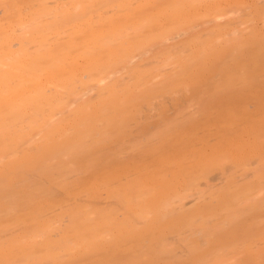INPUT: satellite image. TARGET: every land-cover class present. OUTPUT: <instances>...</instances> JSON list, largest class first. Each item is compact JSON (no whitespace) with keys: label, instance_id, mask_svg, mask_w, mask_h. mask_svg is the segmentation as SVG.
<instances>
[{"label":"rangeland","instance_id":"obj_1","mask_svg":"<svg viewBox=\"0 0 264 264\" xmlns=\"http://www.w3.org/2000/svg\"><path fill=\"white\" fill-rule=\"evenodd\" d=\"M120 1H122V0H118L117 2H119V3H116L115 0H112V1L108 0V1H104L103 3L98 1L99 3L97 2V6L92 7L95 12L91 13L92 11L89 12L87 10V12L89 13V14L86 13L88 15V16H86L87 18L84 16L83 22L82 21H78V22H82L84 24V23H86L85 21L88 20L87 25L93 24L92 27H94L96 29L94 30L95 31L94 32V31H92L93 29H90L91 26H89L90 27L89 28L88 26L84 25V27L85 28L87 27V29L89 31L91 30L92 34H90V32L88 33L87 29L85 31H82L81 32L82 34L81 33H78V34L74 33V34H76V36L79 35V37L84 34V37L82 36V38H83L82 40L86 39V41H84V42L80 41L83 43L82 45L77 40L79 38L78 37L76 38L75 36H73L74 34L70 35L69 37L75 38L77 40L76 41L77 45H80L82 47H84L86 44L87 45L92 44V43L95 44L94 49L96 48L95 50H97L96 52L98 54H99V51H98L99 49L103 50V51L101 50V53H103L107 50H111V49L114 51L118 50V49H116L117 48L116 46H112L109 43H106V44L102 43L103 46L107 45V49H104L105 47L101 46V43H98L99 39L104 38V36H106V35H104V32L109 33V35L113 33L110 36H112L114 39H116V40L112 41V42H114L113 43L114 45H116L118 43H121L119 45H122L124 43V42H122L124 39H125L124 41H126V40L128 41V42L127 41L125 42L126 44L131 42L130 44L133 45L134 42L137 40V42H139V43H137V42H135V43L138 44V48L135 47V45H134L133 46L134 49L133 48L130 49V56L132 57V59H131V57H130V59H131V61H135V64H137L138 62L140 63V65H139L140 67L138 66V64H137V67L134 64L135 65L134 68L136 70L139 69V71H140V72L138 71L137 77H136L137 78L136 83H135V85H133V87L137 88L138 90H136L135 88H133L132 86L129 85L132 88V91L134 90V93L132 91L130 93H127V94L125 93L126 95H124V97H123L122 94H124V92L126 91V88L129 86L127 84H124L127 81H124V83L121 82L120 83L121 85L123 83L124 85H127V86L122 85L123 90H124V88H125V90H124V92H120L122 90V88H119V86H121V85L119 84L118 79L122 78L121 76H125V75H121V74L126 73V70L122 69L120 67H115V66L109 68L108 70L105 71V73L110 74L111 72H116V75L118 78L114 77L116 79V80H114V82H116V81L117 82L113 85V87L115 88L118 85L117 86L118 88H115V91L117 90V92H118V90H120L118 93H119V95H121V97H119V95H114L115 98H114V96L110 99H108L109 97L104 98L106 100H104L103 98L102 99L99 98V99L95 100V102H94V100H92V104H94V105L96 104L95 106L100 105V103L104 104V105L100 106V108L96 107L100 111V112H97V109H96V112L98 113V115H97L98 117L96 118L97 120L96 121L94 120L95 123L93 121L91 123L89 120L90 123H88V119L90 117L88 118V115H85V116L83 115L82 117L85 118L84 121L85 122L87 121L88 125L85 126L84 125L85 123L84 124L82 123V125H84L85 128L84 127L81 128L80 127L81 119H79V120H76L77 123L79 122L78 123L79 127H77V124H76V128H79V129L81 128V130L83 129L82 132H84V133L90 131L91 129H95L97 127L100 128L98 126V124H99L100 120L102 122L101 118L105 115V114L103 115L102 110L105 109L104 108L105 103H107V106L111 105L112 107L110 106V108L107 109L108 111L110 110V112L104 111V113H107L109 115V117L112 118V121L114 119L113 122H115V120H116V124H117V125L114 124L115 126L114 125L110 126L109 123H108L109 125L105 124L111 128V129L109 128L110 129L109 130L110 135H112L116 131H118L117 133H115L116 135L120 134L119 133L120 131L123 133V131H122L124 129L122 127L123 123H124V125H126L125 126V129H126L127 125L128 126H129V124L134 125V123L139 122V120L141 118H142L141 121L144 118V120H145L144 122L147 121V123H146L147 125H145V123L140 122L141 124H143L142 126L145 125L144 126L145 128L147 127L149 129H151V127H152L151 125L153 123L154 128H155V131L151 130L152 132H154V134L152 132L150 133V131H149L148 136L146 135L145 138L146 137L149 138L150 136H154V135H156V136H154L153 139H151V141L147 140L148 142H146V144L149 142H152V143H150L151 146L150 145L147 146L146 144H144L146 140L143 143L142 142L144 140L143 137H140V139H139L138 138L139 136L136 135L138 133L135 132L136 133L135 135L137 137L134 134H132L131 132L133 131L132 130L133 127L131 126L132 127V129H131V127L129 126V128H127L128 131H126L124 129L125 134H127V135L123 134L122 137H118V136H117L118 138L114 137V140H113V138H111L112 140H110V142L117 140V142L119 143V145H118L117 143L114 142V145H113V142L107 143L108 140L106 141V139H108V138L105 139V136L106 137H108V136L106 134H103L104 140L106 142H103L104 141L103 138H101V139L99 138L100 141L103 143H100V141L98 143L96 140H94V142L96 141L99 145L97 144L98 145V146L96 145L97 147L95 146V148H92V150L94 149V151H92V152H94L93 154H95L97 152L96 150L98 148L100 149L101 147H103L102 148L103 150L101 149L102 151H100V152L104 153L105 152L104 149L107 150L106 151L107 153L103 154V156L104 155L105 156L104 157L102 156L105 161L103 162L102 160H100L101 157L97 156L96 154H95L96 156L93 155L95 158L92 156V154L90 155V156H92V158L95 159V160L91 159L92 161H94L95 164L98 161H101V162H99V164L98 163L96 164V166L99 165V166H97L100 168V169L97 168L99 171L96 169V167H94L95 165L93 162H92L93 166H92V164H90L91 163L89 160L90 156L88 159L89 161H87V159H86V161L83 162L85 155H80V157L78 156L79 154L83 153V151H81V150H80L81 152L79 151V154L77 156L76 155L73 156V154L75 152L72 153V156L74 158L76 157L75 159L78 158L76 161L81 159V157L82 158L84 157L83 159L76 162L74 159L69 158L70 157L69 156L68 157L69 159H67V160H70V161H65V159L67 157V156L65 157L66 153L64 154V157H65L64 158L63 155H60L62 153H60V151L57 150L58 148L60 150L64 149L63 152H66L65 148L68 147L65 145L66 140H62V141H65V142H63L64 144L62 142H60V144L58 145L59 147L55 148V150H57L56 152L58 153L57 157L60 158L61 160L56 159L55 161L56 162L58 161L57 162L58 164L57 163H56V165L54 164L55 166L53 165V167L54 168L59 167L60 163L62 164V162L65 161L64 163L66 166H64V163L62 166L63 167H70V169H72L73 167H72L71 163L73 164L76 162L75 164H73L74 168L72 170H74V171L72 172V170H70V172H69V170H68L69 168H68L64 171V173L61 172V170L55 172V170H57L55 168V169H53L54 171L53 170L51 171V174L52 173L53 174L58 173L55 175H57L58 177H61V178L63 177L62 179L58 178V177H56V179H55V177H54L55 175H53V174H52V176L42 177L44 174L43 166H45V164H47L48 162L44 163V161H43L44 165L42 164V162H40L41 164L39 163V166H37V167L39 168L42 165L43 172L42 171L40 172V169H38L39 174H41V176H39L38 172L36 171L37 176L44 178L43 180L48 179V182L46 181L47 183L45 182V185L43 184L44 185L43 189L44 190L47 189V187H45V186H46V184L49 183V181H50L49 178H51L50 183L52 182L51 184H53V185H51L49 183L52 187L50 185H48V187L50 189L51 188H54V189L57 188L56 191H59V192L62 190L61 191L62 194L61 195L58 194L59 195L58 196L57 192H56V195H53L54 197L47 195L48 193H46V192L48 190H50L48 188V190L46 192H44L47 196L46 195L42 196L43 195V192H42L41 193L42 195H40L41 197H39L38 201H36L35 207L37 208L38 205H41L40 206L41 208L39 207V209L36 210V208L34 207L35 208L34 211L32 209H31L32 211H29V212L33 213L30 216L35 215V217L38 218V216L41 217L43 215L46 222H48L50 219H52V220L48 222L47 226L44 227L42 225L41 228L40 227L37 228L36 224H38V223H35V222H38L37 220L42 221L44 219H42V218L41 219L40 218L32 219L29 216V212H24L25 216L28 213L26 216L27 221H28V218L29 219L31 218L32 221L34 220L33 221L34 223L32 221H29V222H31V224L29 222L24 223L23 230H22V227L19 226V224L21 225V223H19L20 221L18 222L19 224H17L15 222L16 219L19 218L21 220L23 218V217L21 218V216H23V212L16 214L13 217L4 218L2 220L6 223L7 220L11 218L12 221L17 226H19L18 228L19 229L21 228L20 231L21 230L22 231L16 232L15 235L13 236L15 239L17 238L16 239L17 241L18 240L20 241V238H21L20 235L23 236V234H26L27 232L24 233V231H28L26 229L29 228V226H31V225L32 226L35 225V227L37 228L36 230L34 229L35 231L39 230V232H40L41 230H44V229L49 230V232L47 234L48 237L46 236L47 239L44 238V240H42V242H40V240H38L39 242L36 240H34V241L31 240V243H30V240H29L30 238L32 239L33 237H37V235L40 234V233L37 234V232L32 233L33 235L37 234L34 236H32V234L30 233L32 237H30V234H28L29 233L28 232L27 233L28 235L25 237L29 238V239L22 237V238L26 239V240L24 239V241L21 240L22 243L21 242L19 243V241H18V243H16L17 241H15V239L13 237L0 236V240H1L0 241V249L2 250V251L0 250V252H1L0 253V259H1L2 255H7L8 261L10 262V264H13V259H11V258H13L16 255L17 256L19 255V258H20V255L22 253H24V254H22L24 257H22L20 259V261L22 262V263L20 262L21 264H27L29 262H36L37 260H39L38 258H42L43 256H46V255H49V257H51V258L57 257V258H55V262H53L54 264H149V261L151 263V258L153 259L152 260L153 262L156 261V262H154V264H185V262L189 263L190 261H191V263H192V261H196L198 263L200 262V264H219L218 259H219V262L224 263V261H225V264H229V262H231V264H232L234 261L233 257L238 256V254L240 252H244V254H247L251 258H254L255 261H257L256 259L259 255H261L262 256L261 258L263 259L264 258L263 257V255H264V252H263L264 251V176L261 179L259 177V180H257L258 178L256 180L255 179L253 180L252 178H254L253 174H254V171H256V170H257L256 173H258V170H259V172L261 171L260 173L263 172V174H264V156H263L264 155V95H263L264 93H262V92H264L263 91L264 90V86H263L264 85V0H229V1H231L229 6L227 4H225L226 0H205V1L203 0L202 1L203 3L202 2L198 3L197 0H194L195 4H193L194 1H192V4H191V1H189V0H184L187 3H185L184 1H179L180 4H182V2L185 3V5L183 4L184 6L182 5V8L183 7L185 8V10H184L185 12L187 10L186 13L188 15H191L194 13L192 16H189V17L187 16V14L186 15L184 14L182 17V14L184 13V11L183 12H182V10L180 11L181 7L179 4H177L178 6L176 5L178 0H176V1L174 0L175 2H173V0H170L171 3L172 2H173V4L175 3L174 5H176V6H174L172 4L173 5L172 6L173 9H172L171 5H169L170 10H168L167 12L165 11L168 9V5L165 4L166 0H161V2L156 0L157 2H160L162 4L158 5V3L155 1L158 6H155V4H154V6H155L154 10L152 9L154 7H152V4H151L153 0L152 1L143 0V1H145L144 3L141 0L140 4L142 3V5H140V4L139 5H140V7H143L142 9L144 11H145V9L148 10L149 11L148 14H147V11H145V13L143 12V10H142V12L140 11L141 8H139V5H138L139 1L138 0L137 1L127 0V2H126V0H125V2L124 1L120 2ZM133 1H134V3L135 2L136 3L132 4ZM163 1H165L164 4L166 5V8L164 7ZM170 1L167 0V2H170ZM188 1H189V3H188ZM196 1H197V3H196ZM121 3H124V6H126V5L128 6V4H125V3H131L132 5L131 4L130 5L132 7H128L130 9L126 10L127 6H126V8L124 6L122 8ZM219 3H221L220 5H222V7H223V8H221V10H220V8L216 7ZM119 4H121V5H119ZM136 4L138 6H136ZM186 4H188V5H186ZM117 5H119L118 6V7H120L119 9H118ZM133 5L135 7V9H134L135 12L133 10ZM191 5L192 6L196 5V7H194L195 9H193L191 7L192 10H189L190 9L189 6H191ZM207 5L210 7H206ZM150 6H151L152 10L148 9V8H150ZM89 7H90V5L88 6V8ZM137 7L139 9L138 11L136 10ZM144 7H145V9H144ZM146 7H148V8H146ZM156 7H159V8L157 9ZM163 7L165 10L160 9ZM174 7H176L175 8L176 10L174 9ZM188 7H189V9H188ZM92 8H90L89 10H91ZM210 8H212V9L215 8V9L212 10V12H211ZM120 9H122V10L125 9L126 10V11L124 10L125 13L123 11L119 12V11H121ZM171 9L173 11L172 14H174V13L177 14V12H178L177 10L180 11L178 13L179 18H176V17H178L176 15L174 17V15H172L170 13ZM248 9H250V10L248 11ZM109 10H113V11H111V14H110V12H108V13L112 16L116 15V17L113 16V17H115V20L112 19L113 17L111 18L110 15H106V12ZM115 10H116V12L117 11L118 12L116 13ZM131 10H133V12ZM155 10H156V14H155ZM157 10H159L160 12L159 11L157 12ZM163 10H164V12H166L165 13L166 15L168 13H170L173 17L170 16V14H168L167 16H163V15H165V14H163L164 12H162ZM188 10H189V12H188ZM208 10L210 12H208ZM139 11L142 14L139 13ZM137 12H138V14H136ZM121 13L122 14L124 13V14L121 15ZM130 13H133L134 15L136 14L138 19L134 18L136 15L135 16L133 14L130 15ZM150 13L155 14V16L154 15L150 16L151 15ZM159 13H162V14L160 15ZM180 13H182V14H180ZM189 13H191V14H189ZM203 13H205V14H203ZM249 13L251 15H248ZM117 14H118V16H117ZM139 14L141 17H144L143 19H145L147 21L149 19V21L147 23L145 21L146 24L144 25V28H142V29L138 28V25L141 26V24L144 23V21L143 22L141 21L142 19H141V17H139ZM157 14H159V15L157 16ZM126 15H128V16H126ZM204 15H208L209 17H205ZM89 16H90V18H88ZM125 16L127 17V19L125 18ZM130 16H132V17L134 16L132 19H134L135 21L131 20ZM149 16H150V18H148ZM168 16L170 17V19L168 18ZM122 18H124L125 21H123L124 19L121 20ZM146 18H148V19H146ZM165 18H167V19H165ZM111 19L113 21H110ZM153 19H154V21H153ZM158 19H159V21H157ZM228 19H230L231 21H228ZM235 19H239V23H238V20L235 21ZM138 20L140 21V23L138 22ZM119 21L124 22L126 24V26H128V27L126 28L125 24L120 23ZM126 21H127V23L129 21V24L132 21L131 25L132 26L136 25L137 28L135 30L128 31V30L132 29L131 28L132 26L127 24ZM232 21H235V23H237V24H234ZM75 22L76 21H72V19H71V23H75ZM110 22H114V24H112L113 26L110 24ZM134 22H137V24H135ZM210 22H212V23H210ZM220 22H221V24L219 25ZM228 22L233 23V25L228 27L225 30L224 29L221 30V28L223 27L222 23L227 24ZM104 23H106V24L108 23V25L110 24L113 28L115 26L118 27V25H120V26L123 25V27H118L120 29L122 28L123 30H124V26L126 29H128L130 27V29L127 30V33H128L127 37L128 38L123 36V35H125L124 33L126 32V29H125V32L124 31L122 32V29L119 30L117 28V30H119V31H117L116 33L118 34V33L122 32L123 34H121V33L120 34L122 35V37H124L122 39L120 38V40H119L118 36H117V38L115 36H113L114 34L117 35L116 33H114L116 27L112 31V29H110L111 26H107ZM148 23H150V24L148 25ZM217 23H218L217 26H219L218 27L219 29L215 25ZM81 24H79V25H81ZM160 25H162V26L164 25L165 27L164 26L162 27ZM235 25L236 26L239 25L238 29H237V27H235ZM103 26L108 31H106L103 28ZM84 27H82L83 30L85 29ZM108 28L112 31V33L109 32L110 30ZM153 28H159V29L163 28V30H161L159 33V29H155L158 31L154 32L155 30H153ZM233 28L238 31V32H236V34H235V32H234L235 30ZM241 28L242 29L243 28H245V29L254 28L253 29L254 35H250V36L248 35L250 32H251V34L253 33L252 29H251V31L249 29L248 34L240 33ZM149 30H151V31L153 30L152 34H154V35H151L150 34L151 31L149 32ZM203 30L205 31V35L203 34L204 33ZM259 30H260V32H259ZM96 31H97V34H99V37H96L97 36ZM100 31L101 32L103 31V32L101 33ZM200 31H201V34L200 33L198 34V32H200ZM242 32L246 33L245 30ZM70 33H72V31H70ZM196 33L198 34V37H200L202 40L200 38H199L200 39L199 40L197 37L198 40L196 41V38L194 37V36H196ZM220 33L222 36H219ZM237 33H239V35ZM94 34H95V36H94ZM120 34H118V35H120ZM148 34H150V35H148ZM187 34H188V36H186ZM241 34H243V35H241ZM66 35H69V33L67 32ZM109 35H107V36H109ZM183 35L186 37H189V36L191 37L192 35H194L193 39L190 38V40H193V41L188 40V42H187V44L188 43L190 44V48H191V50H190V48H188L190 50L188 54H186L188 51L185 50V52H184L183 49H185V48H182V45L184 46L185 42H186V37H184ZM240 35L242 36V38L244 40H242L240 37H238ZM49 36H51V35H49ZM60 36H62V35L60 34L59 37ZM132 36L134 38L130 39V38H132ZM149 36L152 38L150 39ZM177 36H179V37H177ZM201 36H205V37L202 38ZM244 36H246V37L248 36L247 39ZM69 37L66 36V38H68V39H69ZM112 37H109V38H111L110 43H112L111 42ZM119 37H121V36H119ZM182 37H184V38H182ZM66 38L60 37L59 40L53 42V43H55L54 46H53V43H51V49L54 48L55 46L57 47L58 45L59 46L68 45V44L63 43ZM71 38L69 40L68 39L67 40L72 41L73 38L72 39ZM106 38H108V37H106ZM106 38H105V41L100 40L99 42H106V40H107ZM179 38L182 39V41L185 39L184 44L179 45L182 42L181 40H180L181 42L178 41ZM75 39H73V41ZM80 39H81V37H80ZM117 39L119 41H117ZM134 39H135V41L133 42L132 40H134ZM146 39L148 41H146ZM203 39L205 40V42L203 41ZM61 40H62V42H60ZM172 40L174 41L175 46H177L178 48H182V49L176 48V51L179 52V54L175 51V48H173L174 45H172L173 47L170 46V47H172L171 49H170V47L167 48V49L171 50L170 53H169V50H167L166 47L163 46V45H167L169 42L171 43ZM240 40H242V41H240ZM58 41H59V44L56 43ZM115 41L117 43H115ZM173 41H172V44H173ZM201 41H203L202 46H201ZM248 41L249 42L251 41L250 42L251 45L249 44ZM177 42H180V43H178V45H176ZM96 43H97V47H96ZM195 43L199 47H197L195 45ZM199 43H200V45H199ZM60 44H62V45H60ZM74 44H75V42L73 43V45ZM108 44L110 46H108ZM189 44H188V46H189ZM69 45H68V48L72 47V50H73L74 48L71 45V43H69ZM77 45L74 47H77ZM160 45H162L163 48ZM211 45L213 47L212 49H211ZM59 46L57 48H59ZM100 46H101V48H99ZM185 46L187 48V45H185ZM118 47H120V46H118ZM66 48H64V50ZM164 48L166 49L165 50L166 52L163 51V52H161L162 54L159 53L161 50H164ZM173 49H174V53L176 52L175 55L178 54L179 56L178 55L175 56L174 53H172ZM70 50H71V48H70ZM72 50H71V53L76 50L75 52L77 54H79V52L81 51L79 55L70 54V52H69V54L73 57L71 60L69 59V61L77 62L78 64L83 62V60L86 59V57L90 56L92 58H97L96 56L99 57L100 55H102V54L96 55V53L94 52L95 50H94L93 53L91 52V54L89 56L86 54H85L86 56H84L82 49L78 50V48H77V49H74L73 51ZM84 50H85L84 51L85 53H88V52L90 53V51H91V50L87 51L86 49H84ZM132 50L133 51L135 50L133 52V54H132ZM51 51L55 52V48L52 49ZM63 53H65V52H63ZM81 53H83V54H81ZM166 53L167 54L169 53V54L167 55ZM172 54L174 55L175 59L178 58L177 61L179 63L174 61L175 60V59H173L174 57L173 58L171 57ZM91 55H93L95 57H93ZM160 55L161 56L165 55L167 57H164V56L159 57ZM254 55H256L257 57L259 56L257 58L258 62H256L257 59L256 60L252 59V58L256 57ZM153 57H154V59H153ZM169 57H170V59H172L174 61V65H173V63L171 65V62L169 61L170 60ZM150 58L152 60H156L158 58L161 61L159 62L158 65L156 63H154V66H151V68L149 67V65H148V67L146 66L148 69L146 67L143 68V66L146 65L145 63L148 64L147 61H151V60H147ZM163 58H165V59L163 60ZM251 59L253 61H251ZM182 61H184V62H182ZM151 62H153V61H151ZM151 62H149L150 65H151ZM165 63H167V64L170 63L169 65H171V66H169V65L164 66ZM81 64H83V63H81ZM185 64H187V65H185ZM188 65H190L189 66L190 69H189ZM79 66H81V65H78V67ZM179 66L182 67L184 72H186L188 69L189 73L187 74V72H186V74L189 77H187L186 74H183V75L181 74V72H183V70H180ZM166 67L167 68L169 67L170 70L167 69L166 72L164 73L165 75H167V77H165V79H164V82H167V83L171 82V86L172 87L175 86L176 87L175 89H174V87L172 88L171 86H168V85H170L169 83H168V85H165V83L160 82L159 79H155L157 76L156 74H159L158 71H160ZM65 68H69V66H66ZM185 68H187V69H185ZM156 70H158V71L156 72ZM231 70L235 72L236 77L234 79H233V77H231L232 78L231 81L228 82L229 81L228 79H230V78L228 76H226L225 74H229L230 72H232ZM179 72L183 76V78L181 77L182 81L179 80V79H181V78H179L180 77ZM119 73H121V74H119ZM141 74L143 77L141 76ZM148 74L149 75L154 74L155 76H149ZM176 74H177V76H175ZM230 74H233V72ZM110 75H112V74H110ZM161 75H162V72H161ZM144 76H146V78ZM147 76H149V77H147ZM168 76H169V78H168ZM78 77L82 78V75L79 74ZM153 77H155V78H153ZM226 77H227L228 81L225 80ZM167 78H168V80H167ZM175 78L178 79L179 82H177V80ZM152 79L154 81V83H153L154 86L152 84H149V82H150L149 80H151V83L153 82ZM186 79H187V82H186ZM224 80H225L226 84L223 83ZM216 81H217V83L219 82V84H217ZM257 81H259V84L261 83L260 86H259V84L255 83ZM252 82L254 83L253 85L251 84ZM156 83L158 85H159V83H161V84L163 83V85H160L162 87H159V88H161V90L156 88V86H157ZM220 83L222 84L223 87L220 85ZM155 84H156V86H155ZM227 84L229 86H226ZM230 85H235V88H232V86H230ZM241 85L243 88L240 87ZM163 86L166 88H164ZM219 86H220L219 89L221 90V92L219 89L216 88ZM237 86H238V88H237ZM153 87L156 90L153 89ZM167 87H170V88L168 89ZM213 87H215V88H213ZM221 87L225 88L226 91L230 87L232 90V93H227L228 91L226 93L222 92L225 90L222 89ZM249 87H253V89L249 88ZM162 88L168 89L169 91L164 90V92H162L163 91ZM247 88L250 90H248ZM261 88H263V89L260 90ZM245 89H247L249 92L247 90L245 91ZM139 90H142V91L139 92ZM149 90H151V92ZM216 90H219V91H216ZM231 90H230V92H231ZM259 90H260V92L258 93ZM132 93H133V96H132ZM249 93L251 95H249ZM164 95H165V98H164ZM116 97L117 98L119 97L118 103H117ZM178 97H179V99H178ZM70 98H71V96H68L67 98H65L66 102H68V100H71V101L74 100V98H72V99H70ZM107 100L108 101L111 100V101H113V103L110 101L112 103V104H110V102L108 103ZM174 100H176L175 103H174ZM86 101H88V103H89L90 100L89 99H87V100L83 99V101H79L80 105L82 102H83L82 104L85 103V105H86ZM102 101L104 103H102ZM115 101H116V103H114ZM177 103H179V106L177 105ZM180 103H181V105H180ZM113 104L114 105L116 104V106H118V105L119 106L115 107ZM158 104H160V108L158 107ZM78 105H79V103H78ZM85 105H83V106H85ZM68 106H69V103H65V104H63L61 110H59L60 108L58 107L56 110L54 109L53 112L63 111ZM163 107H164V109H163ZM173 108H174V110H173ZM158 111L160 113H162L163 115L160 114ZM173 111H175L174 115H172ZM155 112L157 114H159L160 117H159V115H155L154 114ZM95 113L92 112L93 119H94V116H96ZM150 114H152L155 118L158 116L160 118V120H158L159 118L157 117L156 121H158V123H160V124H158L156 121L153 120L154 119L153 116H152L153 118L151 117V119H152L151 122H148L150 119V116H151ZM169 114L172 116H170ZM65 116H67V115L65 114ZM107 116H104V118ZM92 117H91V119H92ZM109 117H107V119ZM167 117H168V119H166ZM98 118L100 120H98ZM69 119H70L69 121H65L64 123H69L70 121L71 122L73 121L71 118H69ZM104 120H106V119H104ZM108 120L110 121V118ZM117 121H118V123H117ZM168 121H169V123L165 124ZM171 121H172V123H171ZM119 122H120V125H119ZM96 123H97V125H96ZM110 123H111V121H110ZM89 124H91L92 126H93V124H95L94 126H97V127L93 128L92 126H90V128H89V127H87V126H89ZM138 124L139 123H137L136 125L138 126ZM149 124L151 127L149 126ZM101 125L104 126V124H101ZM118 125H119V127H118ZM136 125H134V128L135 129L139 128ZM163 125H164V127H163ZM105 127L106 126H104V128ZM144 127H141V128L144 129ZM113 128H114V130L116 128V130L112 133ZM120 128H121V130H118ZM106 130L107 129H105V131ZM145 130H148V129H145ZM158 130H160L159 133L162 134L164 137V140L159 138L160 140L163 141V143L161 142V144L158 143L159 140L155 141L158 138L157 137L158 133H156ZM72 131H74V130L72 129ZM99 131H101L100 133H102V130H99ZM144 131H143V133H144ZM77 132L79 134L78 133H74V134L72 133L71 134L72 136L75 135L73 137H71L70 135L66 136V137H68L67 141H69L70 144L71 143L74 144L75 146L77 144V143H75L77 136L81 135L80 136V138H82V139H80L81 142H83L82 140H83V138H85V137H82L83 136L82 134H84V133H82L79 130ZM107 132H108V130H107ZM93 133H95V134H93ZM97 133H99V132H97ZM97 133H96V131L92 132L93 138H94V136L96 137ZM103 133H105V132H103ZM130 133L132 134V137H134V136L136 137V141H134L135 140L134 138L131 139L132 137H131ZM107 134H109V133H107ZM114 135H112V136H114ZM98 136H99V134H98ZM100 136L103 137L102 134ZM74 137H76L75 140H74ZM124 137H126V139H124L125 141L128 140L127 143L123 142ZM155 137H157V138L155 139ZM96 138H98V137H96ZM121 139H122V141H121ZM141 139H142V141H141L142 143L140 142ZM80 140L78 137L77 141L80 142ZM71 141H73V142H71ZM69 142L67 143V145H70ZM96 142L94 144H96ZM81 144H80V146H81ZM102 144H104V145L100 147V145H102ZM61 145H62V147H61ZM108 145H109V148H108ZM116 145H117V147L119 146L117 150L115 149ZM88 146L89 145H87V147ZM104 146H105V148H104ZM113 146H115V147H113ZM146 146L149 148V150L147 149ZM156 146H157V148H156ZM81 147L86 148L85 146H81ZM106 147H107V149H106ZM144 147H146V148H144ZM150 147H151V149L152 148L155 149L154 151L156 154L153 151L152 152L150 151ZM160 147L164 148V150L160 149ZM110 148H112L111 152L113 151L114 153L109 154ZM68 149H70V147H68ZM73 149H76V147H74ZM62 150H61V152H62ZM146 150H148L147 151L148 153L146 152ZM157 150L159 151L160 154H157L158 153V152H156ZM168 150H169V152H168ZM88 151H90V150H88ZM116 151L117 152L120 151L119 154L118 153L116 154L115 153ZM149 151H150V153H154V155L148 156L150 154ZM77 152H78V150H77ZM84 152H86V151H84ZM136 152L138 154H142V153L145 155L147 154V156L145 159H142L144 155L143 156L140 155L142 157L141 158L138 156V154ZM99 153H98V155H99ZM133 153L137 156H133L134 155ZM54 154L56 155V153H54V152L50 153L49 155L51 158L54 159V157L56 158V156H54ZM87 154L88 153L86 152V155ZM101 154L102 153H100V156H101ZM113 154H114V156H113ZM161 155H163V156H161ZM61 156L64 159L61 158ZM96 157H98L99 159L98 158L96 159ZM132 157H134V158L138 157V158H141L142 160L140 159L141 160L140 161L138 158H136L137 161H140V162H136V160L132 161L131 160ZM147 157H149V158L147 159ZM48 158H45V160L47 159L49 161L50 159H48ZM214 158H215V160H214ZM59 160H60V162H59ZM212 160H214V161L212 162ZM55 161H53L51 163H54ZM106 161H107V163H106ZM210 161L212 163H210ZM131 162H134V163L131 164ZM214 162L216 163L215 165L213 164ZM68 163L71 166L70 165L68 166ZM105 163H106V165H105ZM83 164H86L85 167H87V170H85L86 168L84 167ZM87 164H90L89 166H91V169H92V170L90 169L91 172L88 171V169L90 167H88ZM57 165H59V166H57ZM78 165H82L84 167V170H83V172L85 171L84 173L80 172L83 167H81V168L79 167L80 171L78 169H76V168H78V167H76ZM130 165H132V166H130ZM21 166H19V167H21ZM37 167H36V169H37ZM49 167H51V165L48 166V169H49ZM42 168H41V170H42ZM254 169H256V170H254ZM93 171L94 172L97 171V173L98 172L99 173L98 174L93 173ZM62 173L64 176L61 175ZM221 173H223V175ZM44 175H46V173ZM219 175H221V177H223L224 175H227L226 178H228V180H227L228 182L226 183V184H228V186L224 183L223 186H221V185H220L221 187L218 186L219 188H223L224 186H226V187L231 186L232 185V179H233V182H236V184L240 185V187H239L238 185L233 183V184H235L236 190L238 187V190L233 193V192H231L234 189L233 187H232L233 189L231 188L232 190L230 188L227 189L225 187L224 188L225 190L223 189V191H221L220 189H217V187L211 188L210 186H207L208 183L210 185L211 183H213V181H217L215 178H217ZM52 178H53V180H52ZM58 180H60V182H62V183L60 184V182ZM250 180H252V184H251ZM247 182H250V183H247ZM241 183H243V185ZM62 184L63 185L66 184V185L63 186ZM72 184L74 186L70 187V186H72ZM189 184H191V185H189ZM61 185H62L63 189L61 188ZM66 186H68V187H66ZM242 186L245 190L239 191V188L243 189ZM64 187L65 188L70 187V190L64 191ZM138 188H141L144 193H142L141 190L139 191ZM170 188H172V191ZM136 189H138L139 193H142L140 195L144 194L146 196V194L151 193V194H148V197L151 198V201H154L156 198H158V200H159L160 199L159 195L162 194L163 195L162 197H164V194L167 193V191H168L169 192L168 197L170 200H167L168 198L164 197V200L166 199L165 200L166 202L167 201L172 202L173 200H177L179 197L178 196L179 193H180V195H182V194L185 195L184 192L188 193L189 191H190L189 195H192L193 193H199L200 194V202L202 201V203H199L198 209L201 210L199 216H203V217L198 218V219H191L194 216L193 213H196L193 211L194 208H192L191 211L190 210H183V212L186 211V213H182V211L180 212L178 204H182L181 201L175 202L174 206L170 207V208L174 207L175 211L178 210V212H180V213H178V215L174 214L175 213L174 209H172L173 211L171 209H169L168 206L170 204L169 205L166 204V209L168 207V210H165L163 212V210H161L159 208V206H160V207H164V209H165V204H163L162 202H164V203H166V202L163 200L162 197H161L162 199H160L159 201L157 199L155 200V202L157 204L156 203H154V204L157 205L156 206L157 208L155 207L154 204H151L152 208H150V206H151L150 203H152V202L150 201V203L147 204L149 202V199L143 196L144 200L145 199L148 200L145 202H147L146 205H149V207L145 206L144 200L142 199L143 203H144L143 209H145V210H143L142 208L139 209L140 204H138V202L135 201L138 205V207H137V205L134 203V201L132 199L133 197H131V195L134 192L132 190H135V192H134V198L135 199L139 195V193L136 191ZM173 189H176V190H173ZM66 190H68V189H66ZM178 190H179V193L177 192ZM217 190L221 191V192L219 191L220 196H219V193ZM161 191H162V193L160 194ZM214 191H216L217 193L216 192L214 193ZM224 191L226 193H224ZM152 192H154L153 194H155V192H158L157 196L153 195ZM174 192L176 194L175 196L173 194ZM135 193H137L138 195H136ZM187 193H186V195H187ZM201 193H202V195H201ZM113 195L116 197H119V199L122 200V203L120 204V205H122L121 206L122 208L119 209V207L117 208L115 205H111V206H114L115 208L119 209V210H115L116 213L114 211V212H112L113 214H111V211H113L114 208L110 207L107 204H103V203L105 201H108L111 197H113ZM150 195H152L153 197L155 196V198H153ZM48 196H50L52 199L48 198ZM213 196H214L215 200L213 199ZM44 197H47V198L45 199ZM139 197H141V196H139ZM220 197L222 198V200ZM40 198H42V200H40ZM78 198L81 199V202H78L80 204V205L78 204L79 209L81 208L80 210L83 212V214H86L88 217V219L86 218L85 223L83 221L79 222L81 224H84V225H82V227L86 228V230H83L84 232L86 231L85 234H82L83 231L82 232L80 231L83 229L81 227V225H80V227L82 229L80 227L78 228L76 224H71L70 229H68V230H70V233H69V231L65 232V230H67V228L64 230L65 227H63L62 232H59L58 226L56 224H54V221H53V218H54L53 209H55L56 206L58 208V205L61 207L62 206L61 204L63 203V201L65 203H68V202H70L69 201L70 199L74 200V199H78ZM206 198L208 199V201H206L207 200ZM225 199H226V202H224ZM229 199H231V200H229ZM240 199H241V201H240ZM136 200H139L138 197ZM203 200H205V202H203ZM39 201L40 202L42 201V204ZM227 201H229V202H227ZM139 202L141 203L142 201L139 200ZM222 202H223V206H222V204H220ZM46 203H47V207L45 206ZM159 203H161V204H159ZM204 203L205 204L207 203L206 204L207 207L203 206ZM208 204L209 205L212 204L213 207L212 206L209 207ZM226 204H228V207L230 206V208H231L228 213L224 212L225 211L224 209L227 210ZM141 205H142V203H141ZM48 206H49V208H48ZM43 207L44 208L46 207V209H43ZM104 207L107 209H105ZM153 207H155L157 211ZM204 207L207 208V210H204L205 209ZM101 208H104L105 210H102ZM109 208H110V210H109ZM149 208L151 210H149ZM201 208H204V209H201ZM219 208H220V210L218 211ZM40 209L41 210L43 209V210L41 211ZM141 209L143 210V212L145 211V213L148 211L147 213L149 214V212H150L149 216L151 215V217L147 218V214L143 213ZM158 209H160L162 214L158 213V212H160ZM236 209H238V211H236L234 213L233 211ZM100 210L103 212V213L102 212L101 213L104 215V218L102 217L103 215L101 216L100 212H98ZM106 210H108V212H110L108 214L109 220H110V216L113 217V218L111 217L112 220H110L107 223L104 221V219H106V221L108 220V218L106 216L107 215L106 212L104 214V211H106ZM208 210H211L210 212H212V214L210 213V214L205 216L203 214V212L205 211L206 213L205 212L204 213L207 214V213H209ZM240 210L242 211L243 216L238 215V212L241 213ZM49 211L52 212V216H48ZM213 211L214 212L216 211V212L214 213ZM94 212H95V215H91V214H94ZM134 212L136 213L135 215H134ZM154 212H155V215H154ZM232 212H233V215H235V216L238 215L237 219H236V217L233 218ZM63 213L64 212H60V214H63ZM73 213H75V211ZM114 213H115V215H114ZM141 213H143L145 215H142ZM57 214L55 216L56 222H58L60 220V218H57V216H59V214L58 215ZM69 214H72V213H69ZM96 214H97V217L100 216V218H102L103 221H102V219L101 220L96 219ZM98 214H100V215H98ZM166 214L169 215V216H167V221L170 220L171 218H172V220H170L168 222L166 221V219L163 220L165 218L164 216H166ZM25 216H24V218H25ZM229 216H231L233 221L229 218ZM15 217H17V218H15ZM225 217H227V219H229L228 224L233 223V225L239 231V232H237V230L232 229V227H234V226H232V227L230 226L231 227V229H230L228 227L227 222H226L223 225V228L226 227V224H227L228 230L226 229V231H227V233L228 232L231 233L230 235L228 233L229 238L228 237L226 238L227 233L224 230L225 228L224 229L221 228L223 222L226 219ZM24 218H23L22 222L25 220ZM92 220H95V221H92ZM40 221H39V223H40ZM91 221H92V223H91ZM24 222H26V221H24ZM46 222H42V223L46 224ZM51 222H53L52 225H51ZM216 222L220 223L221 226L217 225ZM8 223H9V221H8ZM14 223H12V224H14ZM99 223H102V224H99ZM2 224L5 225L3 222L2 223L0 222V231H2L4 228L7 229L6 227H8V226H10L9 228L11 229L15 225L14 224L11 226V223H10V225H8V226L6 224L5 225L6 227H5ZM97 224H99L100 226ZM48 225H49V227H48ZM94 225L95 226L97 225L99 227L95 228ZM215 225H217L218 227ZM25 226H26V228H25ZM171 228L173 230L175 229L176 231L174 233H171ZM198 228H200V229H203V228L208 229L209 228V234H211V236L213 235V237H215L216 239L218 238L220 240H218V241H215L216 239L215 240L211 239V241L209 240L210 242L209 241L208 242L211 244L208 243L210 245V246L207 245L208 248L206 247L205 244H204L205 246H203L204 242H201L202 244H200L199 245L200 247L198 246L199 248H197V249L202 248L201 251H198V253L196 252L195 254L193 253L190 257L191 259H189V257L187 256L188 258H186V257L184 259L182 258L181 261L177 262L175 259H173V256L170 254H167L169 257H166L167 256L166 255L165 256L166 258L161 256V254H162L161 246L165 247V248L171 247V249L173 251H176L179 249V247H181V246L184 247L185 245H187V242H184L182 244V241H180L178 237L172 239V237L175 234L189 235V234H192L194 231L198 230ZM218 228H219V230H218ZM30 229L32 230V228H30ZM30 229H29V231L31 232ZM73 230H75L74 233H73ZM215 230L217 231L218 234L215 232ZM222 230H224V232H222ZM87 231H89V232H87ZM241 231L243 232L242 236H244L246 234V236H247L246 239H245V237L244 238L241 237V233H240ZM22 232H23V234H22ZM152 232H153V234H151ZM220 232H222V234ZM80 234H82V235L77 240L75 237L80 235ZM90 234L92 237H94L93 239H95V241L91 238ZM16 235H18L19 238ZM118 235H119L118 240L115 237H113V236L117 237ZM87 236H88V238H87ZM84 237H86L87 240H84ZM213 237H211V238H213ZM220 237L222 239H224L226 241V243L223 242V244H222L221 242L224 240L221 241ZM11 238H13V240ZM59 238H60L61 242L58 241ZM114 238H115V240H114ZM241 238H242V240H240ZM40 239H43V238L40 237ZM53 239H55L54 243H53ZM63 239L65 241L74 239V243L76 242V244L79 247H81L82 249L80 248V250H78V251L68 252L66 250V248L69 246H73V243L64 241L65 243H63L61 245ZM88 239H90V241H88ZM4 240L5 241L7 240L6 242H8V243L4 242ZM27 240H28V243H27ZM46 240H47V242H44ZM48 240L49 241L51 240L50 242H52V243L49 244ZM14 241H15V243H14ZM212 241L215 243H212ZM43 242L46 244H44ZM85 242H87V243H85ZM229 242H230V244H229ZM29 243L30 244L34 243V244L32 246H30ZM35 243H38V244H35ZM42 243L44 245H42ZM227 243L230 245V247ZM9 244H10V247L13 246L12 248H14V245H15L14 250L12 248H10V251H9V249L7 250V248H9ZM12 244H14V245H12ZM26 244L29 245V249H26V247L28 248V245H26ZM7 245H8V247H6ZM40 245H42L43 248H41L42 246H40ZM56 245H61V246L59 247ZM85 245H87V246H85ZM226 245H228L230 250H228L229 248H227ZM17 246L21 247L20 250H21V252L23 251L21 254H18V253H20V251L17 250L18 249ZM209 247L211 249H209ZM213 247H215V248H213ZM221 247H223L224 249L226 247L227 249L224 250L222 248L221 249L222 251H218L219 248H221ZM69 248H71V247H69ZM212 248L215 249V251L217 250L219 253H217V251L215 252ZM41 249H42V251H41ZM141 249H142V252H141ZM154 249H157V250H154ZM33 250H35V251H33ZM119 250H121V251H119ZM153 250H154V252H153ZM13 251H16V253H17V251H19V252L17 254H15L14 256H12V253H11V255L9 257L8 255L10 254V252H13ZM204 251L205 252L207 251V252L205 253ZM2 253H4V254H2ZM59 253H61V254H59ZM152 253H153V255H152ZM208 253H211V254L209 255ZM150 254H151V256H150ZM198 254H200V255H198ZM154 255H156V256H154ZM157 255H159V256H157ZM197 256H199V257H197ZM218 256H219V258H218ZM162 258H164V259H162ZM220 258H223L224 261L222 259L220 260ZM2 259L0 260V264H7V262H3L4 257ZM232 259H233V261H232ZM235 259H236V257H235ZM14 261H15V259H14ZM16 261H18L17 258H16ZM255 261H253V263L258 264ZM258 261H260V257H259ZM262 261H260V264H264V261L263 262ZM153 262L151 264H153ZM20 263L16 262V264H20ZM49 264H52V262L49 261Z\"/></svg>","mask_w":264,"mask_h":264},{"label":"bare ground","instance_id":"obj_2","mask_svg":"<svg viewBox=\"0 0 264 264\" xmlns=\"http://www.w3.org/2000/svg\"><path fill=\"white\" fill-rule=\"evenodd\" d=\"M104 2V1H108V0H0V222L2 223H4L5 225L8 223V221H9V223L7 224V226L8 225H10V223H11V226L12 225H14L15 223L12 221V219L10 218V219H8L7 220V222L5 223L4 221H2L4 218H9V217H13V216H15L16 214H19V213H21V212H23V216H21V218L23 217L24 218V212H29V211H34L35 210V204H36V201H38V198L39 197H41L40 195H42L41 193L43 192V195L42 196H45L46 194L44 193V192H46L47 190H48V185H50L51 183H50V181H51V178H49L50 179V181H49V183L48 184H46V186L45 187H47V189L46 190H44L43 188H44V185H45V182L47 181L48 182V179L47 180H43L44 178H42V177H44V176H52V174H51V171L53 170V169H57V170H55V172L56 171H59V170H61V172H63L64 173V171L66 170V169H68L69 170V172H70V170H72L73 168H74V165L73 164H75L76 162H78L79 160H81V159H83L82 157H81V159H79L78 161H76L77 159H75L73 156L74 155H78L79 154V151L81 150V151H83V153H81V154H79L78 156L80 157V155H85V158H84V160H83V162L84 161H86V159H87V161H89L90 160V164H92V162L94 163V161H92V160H95L94 158V156H99V157H101L100 158V160H102L103 162L105 161L104 159H103V157L105 156H103V154H105V153H107L106 151L107 150H105L104 149V153L103 152H100V151H102L103 149V147H101V146H103L104 144H102V145H100V149L98 148L96 151V155L95 154H93L94 152H92V151H94V149L92 150V148H95V146L99 143V141H100V139L101 138H103V140H104V135L103 134H106L108 137H106L105 136V139L106 138H108V139H106V141H107V143L108 142H110V140H112L111 138H113V140H114V137H116V138H118V137H122V135L124 134V135H127V134H125V130L126 131H128V129L127 128H129V126L131 127H133V129H132V127H131V129L133 130L131 133L132 134H136V133H138V134H136L137 136H139L138 138L140 139V137H143V141H142V139L140 140V142L142 141L143 143H144V141H145V143L144 144H146V142H148L149 140L151 141V139H153V137L154 136H156V135H154V136H150L149 138L148 137H146L145 138V136L147 135L148 136V132L150 131V133L152 132V131H155V128H154V125H153V123H152V127L150 126V124H149V126L151 127V129H149V128H145L144 126L145 125H147L146 123H147V121L146 122H144L145 120H144V118H143V120L141 121V119L139 120V122H137V123H139L138 124V126L136 125L137 123H134V125H136L137 127H139V128H134V125L132 124V125H130L129 124V126L127 125V127H126V129H125V126L126 125H124V123H123V128L125 129H123L122 131H123V133L120 131L119 133L120 134H118V135H116L115 133H117L118 131H116V132H114L115 130H116V128H115V130H114V128H113V131H112V135H114V136H112V135H110V132H109V130L111 129L108 125L110 124V126H112V125H117L116 124V120H115V122H113L114 121V119H113V121H112V118L111 117H109V115L107 114V113H104V111L106 112H110V110L108 111L107 109H109L110 108V106H107V103H105V109L104 110H102L103 111V115L104 116H107V117H109L110 118V121H111V123H110V121L107 119V117H105L104 118V116L101 118L102 119V122H101V120L98 118V120H100L99 121V124H98V126L101 128H98L97 126H94L95 124H93V126L91 125V124H89V126H87V127H89L90 128V126H92L93 128L94 127H97V128H95V129H89L90 131H88V132H82L83 131V129L81 130V128H85V126L86 125H88V123H92V121L95 123V121L97 120L96 118L98 117L97 115H98V113L97 112H100L96 107H98V108H100V106H102V105H104V104H101L100 103V105H98V106H95L94 104H92V100H94V102H95V100H97V99H104V98H108V99H110V98H112L114 95H119V91L120 90H118V92H117V90L115 91V88H118L116 85V87L114 88L113 87V85L117 82H114V80H116L115 78H118L117 77V75H116V72H111L110 74H112V75H110V74H107V73H105V71L106 70H108L109 68H111V67H120V68H122V69H125L126 70V73H124V74H121V73H119V74H121V75H125V76H121L122 78H120V79H118L119 80V84L121 83V82H123L124 83V81H127L126 83H124V84H127L128 86L130 85V86H132L133 87V85H135V83H136V77H137V73H138V71H139V69L138 70H136L135 68H134V66L136 65V67H137V64H138V66L140 65V63L138 62L137 64H135V61H131V59H132V57L130 56V49H134V45H135V47H137L138 48V44L137 43H139V42H137V40L135 41V39L134 40H132L133 42L135 41V42H137V43H135L134 42V44L133 45H131L130 43H128V44H126L125 42L127 41H122V42H124L122 45H119V44H121V43H118V44H116V45H114L113 43L114 42H112V41H114V40H116V39H114L112 36H110V35H112L113 33H112V31H113V29H115V27H116V29H115V32L114 33H116L117 31H119V30H121L120 28H118V27H123V25H118V27L117 26H115L114 28L112 27L113 25L112 24H114V22H110V24L112 25H108V23L106 24V23H104V24H106L107 26H111V28L110 29H112V31L110 30L109 32H111L112 34H110L109 35V33H105L104 32V35H106V36H104V38H101V39H99L98 40V43H101V46H103L102 45V43H109V44H111L112 46H116L115 48L116 49H118V50H116V51H114V50H107V51H105V52H103V53H101V50L102 49H99L98 51H99V54L96 52L97 50H95L94 49V46H95V44H86L84 47H82V46H80V45H77V43H76V41L78 40L79 42L80 41H86V39L85 40H82L83 38H82V36L84 37V34L82 35V36H80L81 37V39H80V37H79V35H77L76 36V34H78V33H81L82 31H85L86 29H87V27L85 28L84 27V25H86V26H91V28L90 29H93L92 31H94L96 28H94V27H92L93 26V24H89V25H87V22H88V20L87 21H85L86 23H82L83 22V17L85 16H88L86 13H88L87 12V10L89 11V12H91V13H93V12H95L94 11V9L92 8V7H96L97 6V2ZM112 1V0H111ZM118 1V0H117ZM116 0H115V2L116 3H119V2H117ZM122 1H124L125 2V0H122ZM122 1H120V2H122ZM135 1H137V0H135ZM139 2H138V5L140 4V1L141 0H138ZM143 1V0H142ZM148 1H152V0H148ZM156 0H153L152 1V7H154V8H152L153 10L155 9V6H158V5H160V4H162V3H160L161 2V0H157V1H160V2H157L158 3V5L156 4V2H155ZM168 1H170V0H168ZM176 1V0H175ZM174 0H173V2H175ZM179 1H184V0H178V2L176 3V5L177 4H179L180 5V7L182 8V5L184 4L185 5V3H187V2H185V3H183L182 2V4H180V2ZM189 1H191V4H192V1H194V0H189ZM189 1H188V3H189ZM198 1V3L200 2H202L203 0H197ZM197 1H196V3H197ZM205 1V0H204ZM98 2V3H99ZM126 2H127V0H126ZM145 1H143V3H144ZM164 2L165 1H163V4H164ZM173 2L171 3V1L170 2H167V0H166V5H168V9L167 10H165L164 9V7L166 8V5L164 4V7L163 8H160L161 10L162 9H164L166 12L168 11V10H170L169 9V5H171V7L175 4H173ZM230 2L231 1H229V0H226L225 1V4H227L228 6L230 5ZM238 2V1H237ZM136 3V2H135ZM134 3V1H133V3L132 4H135ZM150 3V2H149ZM168 3V4H167ZM170 3V4H169ZM203 3V2H202ZM122 4V5H121ZM121 4H119V5H121L122 6V8H123V6H124V3H121ZM125 4H128V6H127V8H126V6H124L125 8H126V10H129L130 8H128V7H132L131 5V3H125ZM131 4V5H130ZM154 4H155V6H154ZM173 4V5H172ZM193 4H195V1H194V3ZM210 4V3H209ZM221 3H219L216 7H218V8H220V10H221V8H223L222 7V5H220ZM90 5V7L88 8V6ZM119 5H117V7L119 6ZM130 5V6H129ZM137 4H136V6H138ZM140 5H142V3L140 4ZM140 5H139V8H141V12H142V8L143 7H140ZM150 5V4H149ZM176 5H174V6H176ZM183 5V6H184ZM186 5H188V4H186ZM178 6V5H177ZM170 7V8H171ZM189 7H190V9H189ZM188 7V9L189 10H192V8L193 9H195L194 7H196V5L194 6H189ZM192 7V8H191ZM206 7H210V6H206ZM212 7V6H211ZM215 7V8H216ZM90 8H92L91 10H89ZM120 7H118V9H119ZM146 8H148V7H146ZM157 9L159 8V7H156ZM176 7H174V9H175ZM179 8V7H178ZM180 8V11L182 10V12L185 10V8L183 7L182 9ZM213 8V7H212ZM212 8H210V10H211V12H212V10H214V9H212ZM135 9V7H134V5H133V10ZM144 9H145V7H144ZM149 10H152L151 9V6H150V8H148ZM172 9H173V7H172ZM172 9H171V11H172ZM205 9V8H204ZM121 11H119V12H124V10H122V9H120ZM125 10V11H126ZM133 10H131L132 12H133ZM137 11L139 10L138 9V7H137V9H136ZM164 10L162 11V12H164ZM176 10V9H175ZM189 10H188V12H189ZM207 10V9H206ZM250 9H248V11H249ZM111 11H113V10H109V11H107L106 12V15H110L111 14ZM139 11V13H141ZM145 11H147V14L149 13V11L148 10H146L145 9ZM145 11L143 10V12L145 13ZM159 10H157V12H158ZM170 11V13L172 14L173 13V11L171 12ZM178 11V12H177ZM176 12H177V14L180 12L179 10H177ZM247 11V10H246ZM108 12H110V14L108 13ZM115 12H116V10H115ZM118 12V11H117ZM116 12V13H117ZM134 12H135V10H134ZM151 12V11H150ZM153 12V11H152ZM160 12V11H159ZM166 12H164L163 14H165ZM186 12H187V10H186ZM185 11H184V13L182 14V13H180V14H182V17H183V15L185 14H187ZM193 12V11H192ZM195 12V11H194ZM205 12V11H204ZM207 12V11H206ZM208 12H210L209 10H208ZM108 13V14H107ZM125 13V12H124ZM123 13V14H124ZM127 13V12H126ZM143 13V14H144ZM170 13H168V14H170ZM89 14V13H88ZM115 14V13H114ZM122 13H121V15H123ZM129 14V13H128ZM131 14H133V13H130V15ZM136 14H138V12L136 13ZM135 14V15H136ZM142 14V13H141ZM151 14V13H150ZM155 14H156V10H155ZM155 14H151L150 16H152V15H154L155 16ZM160 15L162 14V13H159ZM159 14H157V16L159 15ZM167 14V15H168ZM170 14V16H172V15H174V17H175V15L176 16H178V17H176V18H179V14L177 15L176 13H174V14H172L171 15ZM189 14H191V13H189ZM194 14V13H193ZM193 14H191V15H188L187 14V16L189 17V16H192ZM196 14V13H195ZM199 14V13H198ZM203 14H205V13H203ZM202 14V15H203ZM210 14V13H209ZM263 14V13H262ZM93 15V14H92ZM134 15V14H133ZM134 15V16H135ZM166 14L165 15H163V16H167ZM248 15H251L250 13L248 14ZM91 16V15H90ZM90 16L88 17V18H90ZM111 16V18L113 17V16H115L116 17V15H110ZM109 16V17H110ZM117 16H118V14H117ZM120 16V15H119ZM126 16H128V15H126ZM125 16V18L127 19V17ZM133 16V17H134ZM143 16V15H142ZM150 16L148 17V18H150ZM162 16V17H163ZM181 16V15H180ZM198 16V15H197ZM205 17H209L208 15H204ZM115 17H113L112 19H114L115 20ZM123 17V16H122ZM131 17V20H133V21H135L134 19H132L133 17L132 16H130ZM139 17H141L140 16V14H139ZM146 17V16H145ZM161 17V16H160ZM173 17V16H172ZM87 18V17H86ZM121 18V17H120ZM129 18V17H128ZM134 18H136V19H138L137 18V15L134 17ZM144 17H141V21L143 22L144 21V23L143 24H141V26L140 25H138V28L139 29H142V28H144V25L149 21V19L148 18H146V19H148V21L147 20H145V19H143ZM155 18V17H154ZM157 18V17H156ZM164 18V17H163ZM162 18V19H163ZM168 18L170 19V17L168 16ZM71 19H72V21H76L75 23H71ZM110 20V21H113V20ZM124 18H122L121 20H123ZM140 19V18H139ZM165 19H167V18H165ZM85 20V19H84ZM130 20V19H129ZM238 20V23H239V19H235V21H237ZM78 21H82V22H78ZM91 21V20H90ZM89 21V22H90ZM109 21V20H108ZM123 21H125V19L123 20ZM145 21H146V23H145ZM153 21H154V19H153ZM157 21H159V19L157 20ZM161 21V20H160ZM228 21H231L230 19H228ZM235 21H232L234 24H237V23H235ZM92 22V21H91ZM107 22V21H106ZM120 22V21H119ZM138 22L140 23V21L138 20ZM82 23V24H81ZM120 23H123V24H125L124 22H120ZM119 23V24H120ZM126 23H127V21H126ZM131 23H132V21H131ZM131 23L129 24V21H128V23L127 24H129L130 26H132L131 25ZM135 24H137V22H134ZM210 23H212V22H210ZM233 23H222V28H221V30L222 29H227L228 27H230V26H232L233 25ZM79 24H81V25H79ZM103 24V25H104ZM150 23H148V25H149ZM214 24V23H213ZM221 24V22L219 23V25ZM241 24V23H240ZM105 25V26H106ZM216 25V27L218 28L219 26H217L218 25V23L217 24H215ZM243 25V24H242ZM241 25V26H242ZM71 26V27H70ZM95 26V25H94ZM125 26H126V24H125ZM125 26H124V30L122 29V32L124 31L125 32V29L128 27V26H126V28H125ZM160 26H162V25H160ZM159 26V27H160ZM164 26V25H163ZM162 26V27H163ZM238 26L239 25H235V27H237V29H238ZM240 26V27H241ZM82 27H84L85 29L83 30L82 29ZM135 27V28H134ZM165 27V26H164ZM103 28H104V26H103ZM117 28L119 29V30H117ZM132 29L131 30H128V29H130V27L128 28V29H126V32L124 33L125 35H123L124 37H127L128 36V33H127V30L128 31H132V30H135L137 27H136V25L135 26H132L131 27ZM161 28V27H160ZM216 28V29H217ZM257 28V27H256ZM105 29V28H104ZM155 29H159V28H153V30H155ZM219 29V28H218ZM234 29V28H233ZM246 31V33H244V32H242V31H244V30ZM241 28V31H240V33H243V34H248L249 33V29H250V31H251V29H252V32H253V29L254 28H249V29H245V28ZM106 31H108L107 29H105ZM153 30L151 31V30H149V32L151 31V35H154V34H152V32H153ZM161 30H163V28L162 29H159V33H160V31ZM235 30V29H234ZM248 30V31H247ZM256 30V29H255ZM254 30V31H255ZM261 30V29H260ZM260 30H259V32H260ZM70 31H72V33H70ZM87 31H88V33L90 32V34H92L91 33V30L89 31L88 29H87ZM86 31V32H87ZM98 31V30H97ZM97 31H96V37H99V34H97ZM156 31H158V30H155L154 32H156ZM227 31V30H226ZM65 32V33H64ZM67 32L69 33V35H66L67 34ZM95 32V31H94ZM101 32V31H100ZM99 32V33H100ZM103 32V31H102ZM101 32V33H102ZM122 32H120L121 34H123ZM135 32V31H134ZM204 32V33H203ZM203 34L205 35V31L203 30ZM224 32V31H223ZM222 32V33H223ZM235 32V34H236V32H238L237 30H235L234 31ZM74 33H76V34H74ZM120 33H118V34H120ZM201 34V31L200 32H198V34ZM214 33V32H213ZM62 35V36H60V37H65L66 38V36H70V35H73V36H75L76 38L78 37L79 39H75V38H73V39H75L74 41H73V39L71 38V37H69V39L71 38L72 39V41L70 40V41H68L69 39L68 38H66L65 40H64V42L63 43H65V44H68L69 45V43H71V45L73 46V48L74 49H77L78 48V50L80 49H82L83 51V53H84V56H86V55H90L91 54V52L93 53V51L96 53V55H100V54H102V55H100L99 57L98 56H96L97 58H92V57H86V59H84L83 60V62H81V63H83V64H78L77 62H73V61H69V59L71 60L73 57L70 55V54H77L75 51H73L72 50V47H69L68 48V45H65V46H59V48H57L56 46L54 47L55 48V52H52L51 50L52 49H54V48H52L51 49V43H53L54 41H57V40H59L60 39V37H59V35ZM82 34V33H81ZM117 34V33H116ZM113 35V36H115L116 38H117V36H118V39L120 40V38L122 39V38H124V37H122V35L120 34V35ZM127 34V35H126ZM150 34H148V35H150ZM194 34V33H193ZM198 34L196 33V36H194V35H192L191 37L189 36V37H186V36H188V34L186 35V36H184V37H186V42H185V39L182 41V39H180L179 38V40L178 41H180L181 42V44H179V45H182V44H184V42H185V45H187V48H186V46L184 47L183 45H182V48H185V49H183L184 50V52H185V50L186 51H188L186 54H188L189 53V51L191 50V48H190V44H189V46H188V44H187V42H188V40H190V38H196V41L200 38V37H198ZM218 34V33H217ZM238 35H239V33H237ZM243 34H241V35H243ZM257 34V33H256ZM49 35H51V36H49ZM66 35V36H65ZM107 35H109V36H107ZM238 36V37H240L242 40H244L243 38H242V36ZM249 36L250 35H254V32L251 34V32L248 34ZM94 36H95V34H94ZM93 36V37H94ZM119 36H121V37H119ZM194 36V37H193ZM200 36V35H199ZM214 36V35H213ZM219 36H222L221 35V33L219 34ZM106 37H108V38H106ZM109 37H112V40H111V42L112 43H110V39L111 38H109ZM150 37V36H149ZM148 37V38H149ZM177 37H179V36H177ZM176 37V38H177ZM184 37H182V38H184ZM197 37H198V39H197ZM202 38L203 37H205V36H201ZM215 37V36H214ZM244 37H246V36H244ZM248 37V36H247ZM247 37H246V39H247ZM86 38V37H85ZM105 38L107 39L106 40V42H99L100 40H104L105 41ZM128 38V37H127ZM134 37L132 36V38H130V39H133ZM152 37H150V39H151ZM189 38V39H188ZM68 39V40H67ZM94 39V38H93ZM109 39V40H108ZM117 39V41H119ZM175 39V38H174ZM173 39V40H174ZM201 39V38H200ZM199 39V40H200ZM250 39V38H249ZM129 40V39H128ZM172 40V41H173ZM177 40V39H176ZM202 40V39H201ZM242 40H240V41H242ZM251 40V39H250ZM68 41V42H67ZM146 41H148L147 39H146ZM172 41H171V43L169 42L167 45H163L164 47H166V49L167 48H169L170 46H172V45H174V41H173V44H172ZM190 41H193V40H190ZM203 41L205 42V40L203 39ZM203 41H201V46L203 45ZM246 41V40H245ZM60 42H62V40L60 41ZM75 42V44L73 45V43ZM97 42V41H96ZM128 42V41H127ZM180 42H177L176 43V45H178V43H180ZM249 42V41H248ZM251 42V41H250ZM250 42H249V44H250ZM56 43H58L59 44V41L58 42H56ZM81 43V45L83 44L82 42H80ZM79 43V44H80ZM115 43H117L116 41H115ZM143 43V42H142ZM240 43V42H239ZM54 44L55 43H53V46H54ZM85 44V43H84ZM104 44V45H105ZM108 44V46H110ZM126 44V45H125ZM141 44V43H140ZM171 44V45H170ZM192 44V43H191ZM57 45V44H56ZM60 45H62V44H60ZM77 45V47H74V46H76ZM99 45V44H98ZM195 45L197 46V44L195 43ZM199 45H200V43H199ZM251 45V44H250ZM70 46V45H69ZM79 46V47H78ZM101 46L99 47V48H101ZM118 46H120V47H118ZM141 46V45H140ZM160 46H162V45H160ZM163 46H162V48H163ZM194 46V45H193ZM195 46V47H196ZM67 47V48H66ZM81 47V48H80ZM96 47H97V43H96ZM103 47H105L104 49H107V45L106 46H103ZM102 47V48H103ZM173 47V46H172ZM172 47H170V49L172 48ZM180 47V46H179ZM197 47H199V46H197ZM196 47V48H197ZM62 48V49H61ZM64 48H66L65 50H64ZM70 48H71V50L73 51L72 53H71V50H70ZM112 48V47H111ZM173 48H175V51H176V48H178L177 46H175L174 45V47ZM182 48H178V49H182ZM188 48H190V50L188 49ZM213 47H212V45H211V49H212ZM259 48V47H258ZM84 49H86L87 51L88 50H91L90 51V53L88 52V53H85L84 51ZM94 49V50H93ZM110 49V48H109ZM114 49V48H113ZM165 48H164V50H161L159 53H161V52H166L165 50H166ZM188 49V50H187ZM77 50V51H78ZM167 50H169V49H167ZM54 51V50H53ZM103 51V50H102ZM135 51V50H134ZM133 50H132V54H133V52H134ZM170 51L171 50H169V53H170ZM63 52H65V53H63ZM69 52H70V54H69ZM79 52V51H78ZM81 52V51H80ZM80 52H79V54H80ZM177 52V51H176ZM175 52V53H176ZM83 53H81V54H83ZM168 53V54H169ZM172 53H174V49L172 50ZM175 53H174V55H175ZM178 54H179V52H177ZM79 54H77V55H79ZM86 54V55H85ZM162 54V53H161ZM167 54V53H166ZM167 54V55H168ZM178 54H176V55H178ZM94 55V54H93ZM93 55H91V56H93ZM174 55L172 54L171 55V57L173 58L174 57ZM175 55V56H176ZM75 56V55H74ZM83 56V57H84ZM162 56H164V57H167V56H165V55H162ZM161 55L159 56V57H162ZM179 56V55H178ZM188 56V55H187ZM186 56V57H187ZM254 56H256V55H254ZM77 57V56H76ZM93 57H95V56H93ZM130 57H131V59H130ZM259 57V56H258ZM257 56L256 57H254V58H252V59H254V60H256L257 58H258ZM180 58V57H179ZM198 58V57H197ZM153 59H154V57H153ZM165 58H163V60H164ZM169 59H170V57H169ZM173 59H175V57L173 58ZM177 59L178 58H176L174 61H176V62H178L177 61ZM200 59V58H199ZM251 59V61H253ZM146 60V59H145ZM147 60H151V61H153V62H151V61H147L148 62V64L147 63H145L146 65L145 66H143V68L144 67H148V65H149V67L151 68V66H154V63H156L157 65L159 64V62L161 61L160 59H156V60H152L151 58L150 59H147ZM159 60V61H158ZM186 60V59H185ZM80 61V60H79ZM170 62H171V65H172V63H173V65H174V61L172 60V59H170L169 60ZM173 61V62H172ZM187 61V60H186ZM149 62H151V65H150V63ZM182 62H184V61H182ZM181 62V63H182ZM256 62H258V59L256 60ZM179 63V62H178ZM180 63V64H181ZM253 63V62H252ZM135 64V65H134ZM155 64V65H156ZM170 64V63H169ZM169 64H167V63H165L164 64V66H167V65H169ZM192 64V63H191ZM256 64V63H255ZM78 65H81V66H79L78 67ZM142 65V64H141ZM171 65H169V66H171ZM185 65H187V64H185ZM184 65V66H185ZM66 66H69V68H65ZM181 66V65H180ZM179 66V67H180ZM190 65H188V67H189ZM78 67V68H77ZM140 67V66H139ZM146 67V68H147ZM142 69V68H141ZM148 69V68H147ZM167 69H169V67L167 68H164V69H162V70H160L161 72H162V75H161V72L160 71H158V70H156V72L158 71L159 72V74H156L157 76H156V78L155 77H153V78H155V79H159V81L160 82H163V83H165V85H168V83L167 82H164V79H165V77H167V75H165L164 73L166 72V70ZM185 69H187V68H185ZM189 69H190V67H189ZM146 70V69H145ZM170 70V69H169ZM180 70H183L182 69V67H180ZM143 71V70H142ZM152 71V70H151ZM190 71V70H189ZM232 71V70H231ZM140 72V71H139ZM168 72V71H167ZM183 72H184V70H183ZM181 72V74L183 75V74H186V72H187V74L189 73L188 72V69H187V71L186 72ZM230 72V71H229ZM233 72V74H230V73H232ZM232 72H230L229 74H225L226 76H228L230 79H228L227 80V77L225 78V80L226 81H228V82H230L231 81V77H233V79L236 77L235 75V72L234 71H232ZM169 73V72H168ZM227 73V72H226ZM82 75V78H80V77H78V75ZM155 74V73H154ZM154 74H152V75H149V76H155ZM164 74V75H163ZM180 74V72H179V75H180V77L179 78H183V76ZM187 74H186V76H187ZM221 74V73H220ZM139 76V75H138ZM141 76H142V74H141ZM149 76H147V77H149ZM170 76V75H169ZM169 76H168V78H169ZM175 76H177V74L175 75ZM115 77V78H114ZM143 77V76H142ZM145 78H146V76H144ZM174 77V76H173ZM187 77H189V76H187ZM114 78V79H113ZM144 78V79H145ZM168 78H167V80H168ZM178 78V77H177ZM182 78L181 79H179V80H181L182 81ZM142 79V78H141ZM176 79V78H175ZM86 80V81H85ZM143 80V79H142ZM172 80V79H171ZM177 80V82H179V80L178 79H176ZM225 80H224V84H226V82H225ZM147 81V80H146ZM150 82H149V84H152L153 86H154V81H153V79H152V83H151V80H149ZM186 82H187V79H186ZM227 82V83H228ZM261 82V81H260ZM122 83V85L123 86H127V85H124ZM163 83L161 84V83H159V85L157 84V86H156V84H155V86H156V88H158V89H160L161 90V88H159V87H162V86H160V85H163ZM167 83V84H166ZM216 83H217V81H216ZM256 84H259V81H257V82H255ZM170 85H168V86H171V82L169 83ZM214 84V83H213ZM217 84H219V82L217 83ZM252 85L254 84L253 82L251 83ZM250 84V85H251ZM255 84V85H256ZM261 84V83H260ZM260 84H259V86H260ZM121 85V84H120ZM122 85L121 86H119V88H122V90L120 91V92H124V90H125V88H124V90H123V87H122ZM178 85V84H177ZM220 85L222 86V84L220 83ZM127 87L126 88V91L124 92V94H122V96L124 97V95H126L127 93H130L131 91H132V88L131 87ZM226 86H229L228 84L226 85ZM230 86H232V88H235V85H230ZM234 86V87H233ZM264 86V85H263ZM164 87V86H163ZM172 87V86H171ZM174 87V89L176 88L175 86H173ZM172 87V88H173ZM209 87V86H208ZM223 87V86H222ZM221 87V88H222ZM241 88H243L242 87V85L240 86ZM133 88H135V87H133ZM164 88H166V87H164ZM168 89L170 88V87H167ZM205 88V87H204ZM211 88V87H210ZM213 88H215V87H213ZM217 89H219L220 88V86L219 87H216ZM237 88H238V86H237ZM249 88H252L253 89V87H249ZM131 89V90H130ZM136 90H138L137 88H135ZM153 89H155L154 87H153ZM163 89V88H162ZM168 89H163V91L162 92H164V90L166 91V90H168ZM173 89V90H174ZM207 89V88H206ZM209 89V88H208ZM222 89H224L225 90V88H222ZM248 89V88H247ZM247 89H245V91L247 90ZM263 88H261L260 90H262ZM156 90V89H155ZM154 90V91H155ZM204 90V89H203ZM214 90V89H213ZM220 90V89H219ZM219 90H216V91H219ZM230 90H231V88L229 87L228 88V92L225 90V91H222V92H227V93H232V90H231V92H230ZM234 90V89H233ZM244 90V89H243ZM248 90H250V89H248ZM247 90V91H248ZM260 90L258 91V93L260 92ZM142 90H139V92H141ZM150 92H151V90H149ZM153 91V92H154ZM158 91V90H157ZM156 91V92H157ZM169 91V90H168ZM167 91V92H168ZM202 91V90H201ZM244 91V92H245ZM264 91V90H263ZM133 93H134V90L132 91ZM138 92V91H137ZM159 92V91H158ZM204 92V91H203ZM220 92H221V90H220ZM249 92V91H248ZM116 93V94H115ZM126 93V94H125ZM133 93H132V96H133ZM136 93V92H135ZM262 93H264V92H262ZM137 94V93H136ZM167 94V93H166ZM165 94V95H166ZM248 94V93H247ZM246 94V95H247ZM261 94V93H260ZM259 94V95H260ZM165 95H164V98H165ZM249 95H251L250 93H249ZM264 95V94H263ZM68 96H71V98L70 99H72V98H74V100H68V102H66V99L65 98H67ZM261 96V95H260ZM119 97H121V95H119ZM119 97L117 98V103H118V100H119ZM89 99L90 101H89V103H88V101H86V105H85V103L84 104H82L81 103V105H80V102L79 101H83V99L84 100H87V99ZM114 98H115V96H114ZM113 98V99H114ZM112 99V100H113ZM121 99V98H120ZM124 99V98H123ZM178 99H179V97H178ZM104 100H106V99H104ZM115 100V99H114ZM163 100V99H162ZM165 100V99H164ZM173 100V99H172ZM100 101V100H99ZM108 101V100H107ZM111 101V100H110ZM110 101H108V103L110 102ZM175 101L176 100H174V103H175ZM91 102V103H90ZM112 103H113V101H111ZM110 102V104H112ZM65 103H69V106L65 109V110H63V111H60V112H53V110L55 109H57L58 107L60 108L59 110H61L62 109V106H63V104H65ZM78 103H79V105H78ZM102 103H104L103 101H102ZM114 103H116V101L114 102ZM173 103V102H172ZM161 104V103H160ZM160 104H158V107L160 108ZM78 105V106H77ZM83 105H85V106H83ZM114 105V104H113ZM174 105V104H173ZM177 105L179 106V103H177ZM180 105H181V103H180ZM115 107H118V106H116V104L114 105ZM175 106V105H174ZM108 107V108H107ZM112 107V106H111ZM102 108V107H101ZM176 108V107H175ZM96 109H97V112H96ZM163 109H164V107H163ZM162 109V110H163ZM158 110V109H157ZM173 110H174V108H173ZM178 111V110H177ZM92 112L93 113H95V115L96 116H94V119H93V114H92ZM159 112V111H158ZM163 112V111H162ZM174 112L175 111H173V113H172V115H174ZM102 113V112H101ZM160 113V112H159ZM65 114L67 115V116H65ZM107 114V115H106ZM153 114V113H152ZM152 114H150L151 116H150V119H149V121L148 122H151V117L155 114V115H159V114H157L156 112L152 115ZM160 114H162V113H160ZM85 116V115H88V123H87V121L85 122L84 120H85V118L84 117H82V116ZM163 115V114H162ZM170 115V114H169ZM172 115H170V116H172ZM65 116V117H64ZM91 117H92V119H91ZM154 117V116H153ZM152 117V118H153ZM158 117V116H157ZM156 117V118H157ZM159 117H160V115H159ZM158 117V118H159ZM69 118H71L73 121L71 122H69V123H64L65 121H69L70 119ZM106 119V120H104V119ZM156 118L154 117V121H156ZM171 118V117H170ZM79 119H81V123H80V129L79 128H76V124H77V127H79L78 125V123H77V121L76 120H79ZM166 119H168V117L166 118ZM89 120H90V122H89ZM95 120V121H94ZM158 120H160V118L158 119ZM170 120V119H169ZM107 121V122H106ZM166 121V120H165ZM164 121V122H165ZM105 122V123H104ZM145 123V125L144 126H142L143 124H141V123ZM157 123H158V121H156ZM161 122V121H160ZM82 123L85 125H82ZM109 123V124H108ZM113 123V124H112ZM117 123H118V121H117ZM169 123V121L167 122V123H165V124H168ZM171 123H172V121H171ZM101 124H104V126H106L105 128H104V126L103 125H101ZM105 124H108V125H105ZM141 124V125H140ZM158 124H160V123H158ZM75 125V126H74ZM82 125V126H81ZM96 125H97V123H96ZM101 125V126H100ZM114 125V126H115ZM119 125H120V122H119ZM119 125H118V127H119ZM144 127V129H142L141 127ZM159 126V125H158ZM166 126V125H165ZM108 127V128H107ZM121 127V128H122ZM163 127H164V125H163ZM71 128V129H70ZM103 128V129H102ZM110 128V129H109ZM121 128L120 129H118V130H121ZM153 128V129H152ZM162 128V127H161ZM160 128V129H161ZM72 129L74 130V131H72ZM105 129H107L108 130V132H107V130L105 131ZM138 129V130H137ZM142 129L143 131L145 130V129H148V130H145L144 131V133H143V131L140 130ZM163 129V128H162ZM81 131L82 133H84V134H82L83 136L82 137H85V138H83V142H81V140L80 139H82V138H80V136H77V139H78V137H79V140H80V142L82 143H80V142H78L77 141V139L75 140V138L76 137H74V140H75V143H79L78 145L80 146V144H81V146H85L86 148H82L81 146L79 147L77 144H76V146L74 145V144H72L74 147H76V149H73L74 147L70 144V142L69 141H67V138L68 137H66L67 135H70L71 137H73V136H75V135H71L72 133L74 134V133H78L77 131ZM86 130V129H85ZM99 130H102V133H100L101 131H99ZM136 130V131H135ZM152 130V131H151ZM87 131V130H86ZM93 131H96V133L97 132H99V133H97V135H96V137H98V138H96L95 136H94V138H93V134H95V133H93L92 134V132ZM139 131V132H138ZM90 132V133H89ZM103 132H105V133H103ZM136 132V133H135ZM160 132V130H158L156 133H158V135H157V137H155V141H158V143H160L161 144V142L163 143V141L162 140H164V137H163V135L162 134H160L159 133ZM107 133H109V134H107ZM122 133V134H121ZM130 133V135H131V137H132V134ZM153 134H154V132H152ZM155 133V134H156ZM79 134V133H78ZM98 134H99V136H98ZM102 134V136L103 137H101L100 135ZM129 134V133H128ZM152 134V135H153ZM135 135V136H136ZM160 135V136H159ZM112 136V137H111ZM118 136V137H117ZM132 137L131 139H135L134 141H136V137ZM162 136V137H161ZM110 137V138H109ZM128 137V136H127ZM100 138V139H99ZM137 138V139H138ZM159 138H161L162 140H160ZM71 139V138H70ZM124 139H126V137H124L123 138V140ZM130 139V140H131ZM62 140H66V146H68V147H70V149H68V147H64L65 148V150H66V152H63L64 151V149L62 150V152H61V150L58 148L57 150L58 151H60V153H62V154H60V155H63V157H64V154L66 153V155H65V157H66V159H65V161H70V160H67V159H69V158H71V159H74L76 162L75 163H71V165H72V169H70V167H63L62 165H63V163L65 162V161H63L62 162V164L60 163V166L59 165H57V166H59V167H53V165L55 164L56 165V163L58 162H56L55 160L56 159H60V158H58L57 156H58V153L56 152L57 150H55V148L56 147H59L58 145L60 144V142H65V141H62ZM73 140V139H72ZM94 140H96L95 142H96V144H94L95 142H94ZM129 140V141H130ZM148 140V141H147ZM105 140L103 141V142H106ZM121 141H122V139H121ZM120 141V142H121ZM127 141L128 140H124L123 142H125V143H127ZM153 141V140H152ZM154 141V142H155ZM69 142V144L70 145H67V143ZM71 142H73V141H71ZM103 142H101L100 141V143H103ZM113 142V145H114V142L115 143H117L118 145H119V143L117 142V140L116 141H112ZM112 142H110V143H112ZM141 142V143H142ZM150 143H152V142H149V143H147L146 145L147 146H151V144ZM64 144V143H63ZM84 144V145H83ZM93 144V145H92ZM87 145H89L88 147H87ZM99 145V144H98ZM97 145V146H98ZM111 145V144H110ZM154 145V144H153ZM72 146V147H71ZM93 146V147H92ZM96 146V147H97ZM142 146V145H141ZM146 146V147H147ZM162 146V145H161ZM61 147H62V145H61ZM60 147V148H61ZM112 147V146H111ZM113 147H115V146H113ZM119 147V146H118ZM118 147H117V145H116V147H115V149L117 150L118 149ZM146 147H144V148H146ZM154 147V146H153ZM163 147V146H162ZM162 147H160V149H163L164 150V148H162ZM81 148V149H80ZM104 148H105V146H104ZM108 148H109V145H108ZM143 148V149H144ZM156 148H157V146H156ZM159 148V147H158ZM83 149V150H82ZM85 149V150H84ZM87 149V150H86ZM102 149V150H101ZM106 149H107V147H106ZM135 149V148H134ZM147 149L149 150V148L147 147ZM159 149V150H160ZM167 149V148H166ZM165 149V150H166ZM69 150V151H68ZM77 150H78V152H77ZM88 150H90V151H88ZM109 150V149H108ZM111 150H112V148H110V150H109V154L110 153H114L113 151L111 152ZM148 150H146V152L148 151ZM155 149H151V147H150V151L152 152H154L155 153V151H154ZM73 151V152H72ZM80 151V152H81ZM84 151H86L88 154V156L86 155V152H84ZM115 151V150H114ZM139 151V150H138ZM141 151V150H140ZM145 151V150H144ZM150 151H149V153H150ZM167 151V150H166ZM56 153V155L54 154V156H56V158L54 157V159L53 158H51L50 157V153ZM71 152V153H70ZM76 154H75V153ZM102 153L101 154V156H100V153ZM120 152V151H119ZM119 152H115L116 154L118 153L119 154ZM156 152H158L157 154H160L159 153V151L157 150ZM168 152H169V150H168ZM72 153H74L73 154V156H72ZM98 153H99V155H98ZM137 153V152H136ZM141 153V152H140ZM148 153V152H147ZM154 153H150L148 156H152V155H154ZM163 153V152H162ZM68 154V155H67ZM70 154V155H69ZM92 154V156L94 157V158H92V156H90ZM134 154V153H133ZM138 154V153H137ZM156 154V153H155ZM165 154V153H164ZM143 156V158L141 157V156ZM166 155V154H165ZM49 158H48V157ZM52 156V155H51ZM70 156V157H69ZM87 156V157H86ZM89 156H90V159H89ZM103 156V157H102ZM113 156H114V154H113ZM133 156H137V155H133ZM138 156L139 157H141L142 159H145L146 158V156H147V154L145 155V154H138ZM161 156H163V155H161ZM264 156V155H263ZM62 156H61V158H63ZM64 157V158H65ZM69 157V158H68ZM73 157V158H72ZM45 158H48V159H50L49 161L47 160H45ZM63 158V159H64ZM98 157H96V159H97ZM109 158V157H108ZM134 157H132L131 158V160L133 161V160H136V162H140L142 159L141 158H138V157H135L134 159H133ZM136 158H138L140 161H137V159ZM149 157H147V159H148ZM154 158V157H153ZM158 158V157H157ZM156 158V159H157ZM89 159V160H88ZM92 159V160H91ZM99 159V158H98ZM155 159V158H154ZM52 160V161H51ZM61 160V159H60ZM60 160H59V162H60ZM214 160H215V158H214ZM214 160H212V162L214 161ZM43 161H44V163L45 162H48L47 164H45V166H43V168H44V174L46 173V175H44L43 173V176L42 177H38L37 176V173H36V171L38 172V175L39 176H41V174H39V171H38V169H40V172L42 171L43 172V168H42V165L40 166L41 168H42V170H41V168L39 167H37V166H39V163L40 162H42V164L44 165V163H43ZM53 162V161H55L54 163H51V162ZM146 161V160H145ZM50 162V163H49ZM82 162V161H81ZM99 162H101V161H98L97 163L99 164ZM211 161H210V163H212ZM216 162V161H215ZM213 163L214 165L216 164V163ZM238 162V161H237ZM89 163V162H88ZM96 163V164H97ZM106 163H107V161H106ZM106 163H105V165H106ZM132 163H134V162H131V164ZM147 163V162H146ZM22 166H21V165ZM41 164V163H40ZM58 164V163H57ZM90 164H87V166L88 167H90L89 169H88V171L89 172H91V166H89ZM96 164L94 163V167H96V169L98 168V169H100L99 167H97V166H99V165H97L96 166ZM130 164V163H129ZM128 164V165H129ZM51 165V167H49V169H48V166H50ZM54 165V166H55ZM70 164L68 163V166H69ZM70 165V166H71ZM84 165V167H85V165L86 164H83ZM103 165V164H102ZM108 165V164H107ZM19 166H21V167H19ZM64 166H66L65 165V163H64ZM92 166H93V164H92ZM130 166H132V165H130ZM129 166V167H130ZM36 167H37V169H36ZM53 167V168H52ZM76 167H78V168H76V169H78L79 171H80V168L81 167H83L82 165H78V166H76ZM80 167V168H79ZM84 167L81 169V171L80 172H83V170H84ZM86 169L85 170H87V167H85ZM138 168V167H137ZM91 169V170H90ZM97 169V170H98ZM133 169V168H132ZM254 170H256V169H254ZM54 171V170H53ZM74 170H72V172H73ZM95 171V170H94ZM93 171V173H97V171L96 172H94ZM99 171V170H98ZM127 171V170H126ZM134 171V170H133ZM140 171V170H139ZM60 172V173H61ZM85 172V171H84ZM83 172V173H84ZM87 172V171H86ZM257 172V170L256 171H254V174H253V177L254 178H252L253 180L255 179H257V180H259V177H260V179L264 176V174H263V172L262 173H260L259 172V170H258V173H256ZM63 173L61 174V175H63ZM99 173V172H98ZM97 173V174H98ZM102 173V172H101ZM140 173V172H139ZM55 174H58V173H54L53 175H55ZM222 175H223V173H221ZM259 174V175H258ZM255 175V176H254ZM60 176V175H59ZM64 176V175H63ZM87 176V175H86ZM105 176V175H104ZM226 176L227 175H224L223 177H221V175H219L217 178H215L217 181H213V183H211L210 185H209V183L207 184V186H210L211 188H213V187H217V189H220L221 191H223V189L226 187V186H224L223 188H219L218 186H223V184L225 183H227L228 181V178H226ZM21 177V178H20ZM46 177V178H47ZM55 177V179H56V177H58L57 175H55L54 176ZM58 178H61V177H58ZM63 178V177H62ZM61 178V179H62ZM87 178V177H86ZM52 180H53V178H52ZM57 181V180H56ZM59 182H60V180H58ZM249 181V180H248ZM46 182V183H47ZM209 182V181H208ZM250 182H251V184H252V180H250ZM250 182H247V183H250ZM62 182H60V184H61ZM233 183H235L236 184V182H233V179H232V185L231 186H229V187H226L227 189L228 188H232L233 189V191H231V192H236L237 190H238V187H237V190H236V188H235V184H233ZM44 184V185H43ZM58 184V183H57ZM242 185H243V183H241ZM51 185H53V184H51ZM50 185V186H51ZM55 185V184H54ZM59 185V184H58ZM63 185V184H62ZM62 185H61V188L63 189V187H62ZM66 184H64L63 186H65ZM188 185V184H187ZM189 185H191V184H189ZM227 186H228V184H226ZM236 185H238V184H236ZM245 185V184H244ZM56 186V185H55ZM74 185L72 184V186H70V187H73ZM182 186V185H181ZM220 186V187H221ZM239 187H240V185H238ZM251 186V185H250ZM52 187V186H51ZM66 187H68V186H66ZM70 187L69 188H65L64 187V191H69L70 190ZM190 187V186H189ZM248 187V186H247ZM246 187V188H247ZM56 188V187H55ZM60 188V187H59ZM58 188V189H59ZM209 188V187H208ZM242 188H243V186H242ZM50 189V188H49ZM57 189V188H56ZM56 189H54V188H51L50 190H48L46 193H48L47 195H50V196H53V195H56V192H57V195L59 194V195H61L62 194V190L59 192V191H56ZM66 189H68V190H66ZM139 189V191L141 190L142 191V193H144L143 192V190L141 189V188H138ZM138 189H136V191L138 192ZM171 189V191H172V188H170ZM216 189V188H215ZM231 189V190H232ZM44 190V191H43ZM155 190V189H154ZM173 190H176V189H173ZM191 190V189H190ZM220 190H217L218 191V193H219V191ZM225 190V189H224ZM243 191V190H245L244 188L243 189H241V188H239V191ZM132 191H134L135 192V190H132ZM156 191V190H155ZM220 191V192H221ZM134 192H133V194L131 195V197H133L132 199H133V201H134V203L137 205V203L136 202H138V204H140V207H139V209L140 208H144V203H145V206H148L149 207V205H146V203L147 202H145V201H148V200H144V197H146V198H148L149 199V202L147 203V204H149L150 203V201H151V198H149L148 197V194H151V193H148V194H146V196L143 194V195H140V194H142V193H139V195L137 194V193H135L136 195H138L137 197H138V199L140 200V201H142L141 203H142V205H141V203L139 202V200H136L137 199V197H136V199L134 198ZM178 193H179V190L177 191ZM182 192V191H181ZM190 192V191H189ZM189 192L187 193V192H184V194L185 195H180V193L178 194V199L177 200H173L172 202H170V201H165L164 200V197H167L168 199L167 200H170L169 199V197H168V191H167V193H165L164 194V197H162L163 195L161 194L162 193V191L160 192V194L161 195H159L160 197V199H162L163 198V200L166 202V203H164V202H162L163 204H165V209H164V207H160L159 206V208L161 209V210H163V212L165 211V210H168V207H169V209H174V207H172V208H170L171 206H174V203L175 202H180L181 201V203L182 204H178L179 205V211L181 212L182 211V213H186V211L185 212H183V210H192V208H194L193 209V211L194 212H196V213H193L194 214V216L191 218V219H198V218H202L203 216H199V214H200V209H198L199 208V203H202V201L200 202V194L199 193H193L192 195H189ZM216 191H214V193H215ZM132 193V192H131ZM147 193V192H146ZM154 192H152V194H153ZM171 193V192H170ZM186 193H187V195H186ZM217 193V192H216ZM224 193H226L225 191H224ZM157 194H158V192H155V194H153V195H156L157 196ZM174 194V196L176 195L175 194V192L173 193ZM191 194V193H190ZM236 194V193H235ZM46 195V196H47ZM58 195V196H59ZM112 195V194H111ZM167 195V196H166ZM171 195V194H170ZM201 195H202V193H201ZM226 195V194H225ZM50 196H48V198H51ZM139 196H141V197H139ZM144 196V197H143ZM150 196H152V195H150ZM215 196V195H214ZM214 196H213V199H214ZM219 196H220V193H219ZM224 196V195H223ZM54 197V196H53ZM111 197V196H110ZM109 197V198H110ZM153 197V196H152ZM162 197V198H161ZM225 197V196H224ZM223 197V198H224ZM239 197V196H238ZM43 198V197H42ZM42 198H40V200H42ZM45 199L47 198V197H44ZM153 198H155V196L153 197ZM212 198V197H211ZM219 198V197H218ZM221 198V197H220ZM52 199V198H51ZM144 200V203H143V200ZM157 200H158V198H156ZM155 199V200H156ZM159 199V200H160ZM207 199V198H206ZM154 200V199H153ZM155 200L154 201H151L152 203H150V205L151 204H154V203H156L155 202ZM158 200V201H159ZM186 200V201H185ZM215 200V199H214ZM221 200H222V198H221ZM229 200H231V199H229ZM233 200V199H232ZM70 202H68V203H65L64 201H63V203L61 204L62 206L60 207L58 204V208H57V206H56V208L55 209H53V213H54V218H53V221H54V224H56L57 226H58V231L59 232H62L63 230V227H65L64 228V230L67 228V230H65V232H67V231H69V233H70V230H68V229H70V227H71V224H76L77 225V227L79 228L80 227V225H81V227H82V225H84V224H81V223H79L80 221H83L84 223L86 222V218L88 219V217H87V215L86 214H83V212L79 209V203L78 202H81V199L80 198H78V199H74V200H69ZM136 201V202H135ZM206 201H208V199L206 200ZM224 201V200H223ZM235 201V200H234ZM240 201H241V199H240ZM40 202V201H39ZM44 202V201H43ZM161 202V201H160ZM203 202H205V200H203ZM224 202H226V199H225V201ZM227 202H229V201H227ZM41 204H42V201L40 202ZM52 203V202H51ZM122 203V200L121 199H119V197H116V196H114L113 195V197H111L108 201H105L103 204H107V205H109L110 207H112V208H114L113 209V211H111V214H113L112 212H114L115 210H119L120 208H122L121 206L122 205H120ZM234 203V202H233ZM49 204V203H48ZM79 204V205H78ZM157 204V203H156ZM159 204H161V203H159ZM166 204H170L168 207H167V209H166ZM207 204V203H206ZM206 204L204 203V205L203 206H206ZM220 204H222V206H223V202L222 203H220ZM106 205V206H107ZM111 205H115L117 208L119 207V209H117V208H115L114 206H111ZM155 205V204H154ZM209 205V204H208ZM231 205V204H230ZM41 205H38V207L36 208V210L37 209H39V207H40ZM46 207H47V203H46V205H45ZM105 206V205H104ZM108 206V207H109ZM157 205H155V207H156ZM164 206V205H163ZM210 206H212L213 207V205L212 204H210L209 205V207ZM215 206V205H214ZM221 206V207H222ZM226 208H227V210L226 209H224L225 211L224 212H229V210L231 209L230 208V206L228 207V204H226ZM233 206V205H232ZM35 207V208H34ZM46 207L44 208L43 207V209H46ZM137 207H138V205H137ZM155 207H153V208H155ZM207 207V206H206ZM220 207V206H219ZM34 208V209H33ZM41 208V207H40ZM48 208H49V206H48ZM47 208V209H48ZM51 208V207H50ZM79 210H78V209ZM105 208V207H104ZM101 208L102 210H105V209H107V208ZM111 208V209H112ZM125 208V207H124ZM150 208H152V205L150 206ZM149 208V210H151ZM157 208V207H156ZM156 208H155V210H156ZM205 208V207H204ZM204 208H201V209H204ZM30 209V210H29ZM32 209V210H31ZM42 209V210H43ZM141 209V210H142ZM160 209H158L159 211H160ZM209 209V208H208ZM214 209V208H213ZM41 210V209H40ZM39 210V211H40ZM41 210V211H42ZM78 210V211H77ZM109 210H110V208H109ZM143 210H145V209H143ZM143 210H142V212H143ZM204 210H207V208H205ZM215 210V209H214ZM220 210V208L218 209V211ZM75 211V213H73V212ZM157 211V210H156ZM173 211V210H172ZM211 210H208V212L209 213H207V214H205L204 212H203V214L206 216V215H208V214H212V212H210ZM217 211V212H218ZM236 211H238V209H236V210H234L233 212L235 213ZM60 212H64L63 214H60ZM98 212H100V214H101V216L103 215L102 213V211L100 210V211H98ZM97 212V213H98ZM102 212V213H101ZM105 212H106V216H107V218H108V214L110 213V212H108V210H106V211H104V214H105ZM108 212V213H107ZM148 212V211H147ZM145 213V211L143 212V213H145V214H147V218H149V217H151V215L149 216V214H150V212H149V214L148 213ZM153 212V211H152ZM175 212V213H174ZM174 214L175 215H178V213H180V212H178V210L177 211H175V209H174ZM214 212V211H213ZM216 212V211H215ZM214 212V213H215ZM221 212V211H220ZM233 212H232V216H233V218L234 217H236V219H237V216L239 215H242V211L240 210V212L241 213H239L238 212V215L237 216H235V215H233ZM40 213V212H39ZM59 214V216H57V218H60V220L58 221V222H56L55 221V216H56V214ZM69 213H72V214H69ZM115 213H116V211H115ZM115 213H114V215H115ZM143 213H141L142 215H145V214H143ZM159 214H162L161 213V211L160 212H158ZM177 213V214H176ZM28 214V213H27ZM27 214H26V216H27ZM33 213L32 212H29V216L30 215H32ZM57 214V215H58ZM100 214H98V215H100ZM136 213L134 212V215H135ZM202 214V215H203ZM217 214V213H216ZM223 214V213H222ZM91 215H95V212H94V214H91ZM154 215H155V212H154ZM153 215V216H154ZM184 215V214H183ZM214 215V214H213ZM224 215V214H223ZM222 215V216H223ZM26 216H25V220L24 221H26V222H22V220H23V218L20 220L19 218L18 219H16V223L17 224H19V223H21V225L19 224V226L20 227H22V230H23V227H24V223H28L29 221H32L31 220V218L32 219H34V218H36L35 217V215L34 216H30L31 218L29 219L28 218V221H27V218H26ZM48 216H52V212L51 211H49V213H48ZM167 216H169V215H167L166 214V216H164L163 218V220H165L166 219V221H167ZM172 216V215H171ZM225 216V215H224ZM243 216V215H242ZM99 217V218H98ZM97 217V214H96V219H99V220H101L102 218H100V216H98ZM103 218H104V215L102 216ZM112 216H110V220H112V218H111ZM15 218H17V217H15ZM14 218V219H15ZM38 218H42V219H44V217H43V215L41 216V217H39L38 216ZM38 218H36V219H38ZM90 218V217H89ZM159 218V217H158ZM226 219H225V221L223 222V224H222V226L220 225V223H217L216 222V224L217 225H220L221 226V228H223V225L227 222V224H228V222H229V219H227V217H225ZM229 218L233 221V219L231 218V216H229ZM95 219V220H96ZM170 219V218H169ZM11 220V221H10ZM45 220V219H44ZM44 220H42V221H40V220H37L38 222H35V223H38V224H36V227L37 228H41L42 227V225L45 227V226H47V224H48V222L49 221H51L52 219H48L49 221L48 222H46V220L44 221ZM95 220H92V221H95ZM109 220V218H108V220L106 221V219H104V221L107 223V222H109L110 221ZM170 220H172V218L170 219ZM170 220H168V221H170ZM20 221V222H19ZM34 221V220H33ZM32 221V222H33ZM39 221H40V223H39ZM92 221H91V223H92ZM102 221H103V219H102ZM101 221V222H102ZM167 221V222H168ZM174 221V220H173ZM19 222V223H18ZM42 222H46V224H44V223H42ZM104 222V223H105ZM172 222V221H171ZM187 222V221H186ZM12 223H14V224H12ZM30 224H31V222H29ZM34 223V222H33ZM42 223V224H41ZM52 223L53 222H51V225H52ZM94 223V222H93ZM103 223V222H102ZM102 223H99V224H102ZM150 223V222H149ZM89 224V223H88ZM99 224H97V225H99ZM227 224H226V227H224L223 229L225 230V232L227 233V231H226V229L229 227L230 229H231V227L232 226H234L233 225V223H229L228 224V227H227ZM231 224V225H230ZM3 225V224H2ZM5 225H3V226H5ZM50 225V224H49ZM49 225H48V227H49ZM50 225V226H51ZM79 225V226H78ZM95 226V228L97 227H99V226ZM217 225H215V226H217ZM15 226V227H14ZM11 229L9 228L10 226H8V227H6L7 229H5L4 227V229L2 230V231H0V236H8V237H13L14 235H15V233L16 232H19L20 231V229L18 228L19 226H17L16 224L14 225ZM28 226V225H27ZM32 226V225H31ZM29 226V228H27L26 230H28V231H24V233L25 232H29L28 234H32V233H36L37 232V234L38 233H40V234H34V235H37V237H33L32 239L30 238H26L25 236H27L28 234L26 233V234H23V232H22V234H23V236L22 235H20V237L22 238V237H25L26 239H29L30 240V243H31V240L32 241H34V240H36V241H38V240H40V242H42V240H44V238L45 239H47V234H48V232H49V230H41L40 232H39V230H37V231H35L37 228L35 227V225L34 226ZM231 226V227H230ZM242 226V225H241ZM18 229H17V228ZM76 227V226H75ZM74 227V228H75ZM80 227V228H81ZM218 227V226H217ZM235 227V226H234ZM232 227V229H234V230H237V228L235 227ZM9 228V229H8ZM25 228H26V226H25ZM24 228V229H25ZM30 228H32V230L30 229ZM83 228V227H82ZM81 228V229H82ZM29 229L31 230V232L29 231ZM35 229V230H34ZM76 229V228H75ZM211 229V228H210ZM21 230V231H22ZM83 230H86V228L84 227L82 230H80L81 232L83 231ZM88 230V229H87ZM212 230V229H211ZM218 230H219V228H218ZM224 230H222V232H224ZM228 230V229H227ZM20 231V232H21ZM176 230L174 229H172L171 228V233H174ZM75 232V230H73V233ZM86 232V231H85ZM85 232L83 231L82 232V234H85ZM87 232H89V231H87ZM180 232V231H179ZM214 232V231H213ZM215 232L217 233V231L215 230ZM222 232H220L221 234H222ZM237 232H239L238 230H237ZM91 233V232H90ZM229 233V232H228ZM228 233H227V235H226V238L231 234V233H229V235H228ZM241 233V237L242 238H244L245 237V239H246V234L244 235V236H242L243 234V232L241 231L240 232ZM31 234H30V237H32V236H34L33 234H32V236H31ZM82 234H80V235H78V236H76L75 238L78 240V238H80V236L82 235ZM151 234H153V232L151 233ZM218 234V233H217ZM116 235V234H115ZM17 237H18V235H16ZM15 236V237H16ZM47 236V237H46ZM90 236H91V234H90ZM216 236V235H215ZM223 236V235H222ZM40 237L41 238H43V239H40ZM113 237H115L117 240H118V237H119V235L116 237V236H113ZM176 237H178L179 238V240L180 241H182V244L184 243V242H187V245H185L184 247L183 246H181V247H179V249L178 250H176V251H173L172 249H171V247H162L161 246V252H162V254H161V256L162 257H164V258H166V257H169L167 254H170V255H172L173 256V259H175L177 262H179V261H181L182 260V258L184 259L185 257L186 258H188L189 257V259H191L190 257H191V255L194 253H198V251H201V249H197V248H199L200 246V244H202L201 242H204L203 243V246H205L206 245V247L208 248V246L207 245H209V244H211V243H209L210 241H211V239H216L215 237H213V235L211 236V234H209V228L208 229H206V228H203V229H200V228H198V230H196V231H194L192 234H189V235H185V234H175L173 237H172V239H174V238H176ZM211 237H213V238H211ZM240 237V236H239ZM14 238V237H13ZM13 238H11L12 240H13ZM19 238V237H18ZM20 238V241H19V243L21 242V240H23L24 241V239L25 238H22L21 239ZM87 238H88V236H87ZM87 238L86 237H84V240H87ZM91 238L93 239L94 237H92L91 236ZM115 238H114V240H115ZM221 238V237H220ZM229 238V237H228ZM242 238L240 239V240H242ZM15 239V238H14ZM17 239V238H16ZM15 239V241H17ZM25 239V240H26ZM75 239V240H76ZM83 239V238H82ZM81 239V240H82ZM91 239V240H92ZM76 240V241H77ZM94 241H95V239H93ZM210 240V241H209ZM218 240H220V239H216L215 241H218ZM222 240H224V239H222L221 238V241ZM244 240V239H243ZM1 241V240H0ZM7 241V240H6ZM5 240H4V242H6ZM15 241H14V243H15ZM18 241L16 242V243H18ZM51 241V240H50ZM49 240H48V242H49V244L50 243H52V242H50ZM59 242H61V240H60V238H59V240H58ZM65 240L63 239L62 240V243H61V245L63 244V243H65V242H71V243H73V246H69V247H71V248H69V247H67L66 248V250L68 251V252H74V251H78V250H80V248L81 247H79L77 244H76V242L74 243V239H71V240H66L65 242H64ZM88 241H90V239H88ZM163 241V240H162ZM207 241V242H206ZM209 241V242H208ZM229 241V240H228ZM10 242V241H9ZM13 242V241H12ZM39 242V241H38ZM44 242H47V240L46 241H44ZM43 242V243H44ZM55 242V239H53V243ZM223 242H225L226 243V241L224 240V241H222L221 243L223 244ZM244 242V241H243ZM6 243H8V242H6ZM22 243V242H21ZM27 243H28V240H27ZM29 243V244H30ZM42 243V245H44V244H46V243H44L43 244ZM85 243H87V242H85ZM153 243V242H152ZM163 243V242H162ZM207 243V244H206ZM209 243V244H208ZM212 243H215V242H213L212 241ZM217 243V242H216ZM34 243H32V244H30V246H32ZM35 244H38V243H35ZM41 244V243H40ZM94 244V243H93ZM205 244V245H204ZM228 244V243H227ZM229 244H230V242H229ZM228 244V245H229ZM12 245H14V244H12ZM26 245H28V244H26ZM42 245H40V246H42ZM61 245H56V246H61ZM91 245V244H90ZM162 245V244H161ZM216 245V244H215ZM228 245H226L227 246V248H229L230 247V245H229V247H228ZM85 246H87V245H85ZM199 246V247H198ZM210 246V245H209ZM217 246V245H216ZM221 246V245H220ZM6 247H8V245L6 246ZM13 247V246H12ZM12 247H10V244H9V248H7V250L9 249V251H10V248H12ZM18 247V246H17ZM26 247V246H25ZM160 247V246H159ZM14 248H15V245H14ZM14 248H12L13 250H14ZM20 248L21 247H18V249L17 250H19L20 251V253H18L19 251H17V253L18 254H21L22 252H21V250H20ZM34 248V247H33ZM41 248H43V246L41 247ZM69 248V249H68ZM85 248V247H84ZM213 248H215V247H213ZM212 248V249H213ZM223 247H221V248H219V250L218 251H222L221 249H222ZM226 247H225V249L224 250H226L227 249ZM26 249H29V245H28V248L26 247ZM32 249V248H31ZM82 249V248H81ZM197 249V250H196ZM209 249H211L210 247H209ZM217 249V248H216ZM1 250V249H0ZM45 250V249H44ZM154 250H157V249H154ZM154 250H153V252H154ZM214 251H215V249H213ZM228 250H230V248L228 249ZM227 250V251H228ZM232 250V249H231ZM2 251V250H1ZM12 251V250H11ZM33 251H35V250H33ZM41 251H42V249H41ZM119 251H121V250H119ZM192 251V252H191ZM208 251V250H207ZM206 251V252H207ZM217 251V250H216ZM215 251V252H216ZM217 251V253H219ZM233 251V250H232ZM15 252V253H14ZM32 252V251H31ZM141 252H142V249H141ZM160 252V251H159ZM191 252V253H190ZM205 252V251H204ZM203 252V253H204ZM205 252V253H206ZM264 252V251H263ZM1 253V252H0ZM11 253H12V256H14L15 254H17L16 253V251H13V252H10V254L8 255L9 257H10V255H11ZM150 253V252H149ZM202 253V252H201ZM216 253V254H217ZM2 254H4V253H2ZM1 254V255H2ZM22 254H24V253H22ZM20 255V258H19V255L17 256H14L13 258H11V259H13V264H16V262H21L20 261V259L22 258V257H24L23 255ZM28 254V253H27ZM59 254H61V253H59ZM164 254V255H163ZM209 255L211 254V253H208ZM215 254V253H214ZM26 255V254H25ZM137 255V254H136ZM152 255H153V253H152ZM167 255V256H166ZM198 255H200V254H198ZM150 256H151V254H150ZM154 256H156V255H154ZM157 256H159V255H157ZM166 256V257H165ZM188 256V257H187ZM223 256V255H222ZM4 257V261L3 262H7V264L9 263L10 264V262L8 261V257H7V255H2V257H1V259ZM153 257V256H152ZM197 257H199V256H197ZM235 257H236V259H235ZM259 257H260V261H264V258L262 259L261 257V255H259L258 257H257V261H255L254 260V258H251L249 255H247V254H244V252H240L239 254H238V256H234L233 258H234V261H233V259H232V261H233V263L234 264H255V263H253V261H255V262H257L258 264H260V261H258V259H259ZM263 257H264V255H263ZM16 258L18 259V261H16ZM55 258H57V257H55ZM55 258H51V257H49V255H46V256H43L42 258H38L39 260H37L36 262H29V263H27V264H49V261H51L52 262V264H54L53 262H55ZM150 258V257H149ZM164 258H162V259H164ZM218 258H219V256H218ZM0 259V260H1ZM10 259V258H9ZM10 259V260H11ZM14 259H15V261H14ZM161 259V258H160ZM170 259V258H169ZM223 260V258H220V260ZM3 260V259H2ZM153 259L151 258V263L153 262L152 261ZM171 260V259H170ZM224 261V260H223ZM262 261V262H263ZM154 262H156V261H154ZM154 262H153V264H154ZM175 262V261H174ZM176 262V263H177ZM183 262V261H182ZM181 262V263H182ZM185 262V261H184ZM22 263V262H21ZM20 263V264H21ZM150 263V261H149V264H151ZM218 263L219 264H222L223 262H219V259H218ZM232 263V264H233ZM185 264H200V262L198 263V262H196V261H192V263H191V261L188 263V262H185ZM223 264H225V261H224V263ZM229 264H231V262H229Z\"/></svg>","mask_w":264,"mask_h":264}]
</instances>
